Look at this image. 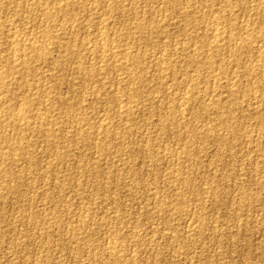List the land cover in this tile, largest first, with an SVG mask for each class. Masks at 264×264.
<instances>
[{
	"label": "rangeland",
	"instance_id": "374dc122",
	"mask_svg": "<svg viewBox=\"0 0 264 264\" xmlns=\"http://www.w3.org/2000/svg\"><path fill=\"white\" fill-rule=\"evenodd\" d=\"M4 1H5V3H4ZM16 1L15 0H10V1L9 0L8 1L7 0H0V2H1L0 3V5H1L0 6V22H1L0 24H2V25H0V30H2V31H0V37H1L0 38V56H1L0 57V62H1L0 65L2 64V67L0 66V122H1L0 123V135H1L0 136V140H1L0 141V143H1L0 144V147H1L0 148L1 149L0 150V152H1L0 153V157H1L0 158V264H101L104 260H106L103 262L104 264H264V180H263L264 179V138H263L264 137V130H263L264 129V125H263L264 118H262V117H264V111H263L264 110V108H263V106H264V96H263L264 95V92H263L264 91V75H263L264 74L263 73L264 72L263 71L264 70V63L259 62V59H261L262 56H264V39H261V43L259 41V38H260L259 32H264V18H263L264 17V4H263L264 2H263V0H256V1L255 0H253V1L252 0L251 1L250 0H229V2H228V0H224V2H223V0H214V1L213 0H205V1L204 0H180V1H178V0H168V1L167 0H148V1L147 0L146 1L145 0H104V1H102V0H83V1L81 0L80 1V0H78L80 2H78L77 0H67V1H70L69 3L71 5H69V7L65 13L64 12L60 13L58 11H55V7H54L55 5L47 6L46 1H48V0H35V2L33 0H27V1L26 0H21V1L16 0ZM52 1L53 0H49V2H51V3H52ZM94 1H95V3H94ZM107 1L109 2V4ZM165 1H167V2L165 3ZM247 1H248L249 5L252 2L250 7H252V5L253 6L258 5L257 7H259V9L250 11L249 5H246V4H248ZM83 2H84V4H83ZM11 3L13 5H11ZM24 3L25 4L27 3L26 7H24L25 6ZM75 3H77V5ZM106 3H107V5H106ZM172 3L176 6L174 7V5ZM180 3H181V5H180ZM226 3H227V5H226ZM34 4L36 7H38L37 10L35 9V7H33ZM74 4L76 6H74ZM4 5H5V7H4ZM7 5H9L8 10H7V7H8ZM116 5H117V8H116ZM170 5L172 6L173 9L170 8L171 7ZM179 5H180V7H179ZM201 5H203V6H201ZM236 5H237V7H236ZM111 6H113V7H111ZM121 6H123V7H121ZM166 6L168 8H166ZM189 6L191 8H188ZM232 6H233V8H232ZM3 7H4V9H3ZM21 7H23V8L21 9ZM27 7H28V9H27ZM39 7H41V9H39ZM46 7H48V8H46ZM72 7H73V9H72ZM78 7H79V10H77ZM89 7L90 8L93 7V8L90 9ZM98 7H99V9H98ZM219 7H221V8H219ZM5 8H6L7 12L5 11ZM32 8H34V9H32ZM80 8H82V9H80ZM136 8H137V10H136ZM226 8H227V11H226ZM242 8H244V9H242ZM1 9H3V10L1 11ZM112 9H113V11H112ZM160 9H162L164 13ZM186 9H188V11ZM228 9H229V11H228ZM34 10L37 12H34ZM41 10H43V11L41 12ZM109 10L111 11L110 13H109ZM144 10H145V13L143 14ZM220 10H221V12L218 13ZM238 10H240V11H238ZM16 11H17V13H16ZM70 11H72V12H70ZM82 11H83V13H82ZM88 11H90V12H88ZM136 11H137V13H136ZM146 11H149V12H146ZM155 11H157V13H155ZM168 11H170V12H168ZM172 11H174V12H172ZM178 11L179 12L183 11V12L179 13ZM185 11H187V12H185ZM192 11H195V12H192ZM230 11H232L233 13ZM252 11L254 12V14ZM47 12H50L52 15L55 14L52 17V19L54 21L53 20L50 21L51 23L46 22L45 19H43V16ZM75 12H78V14H76ZM159 12H161V15ZM198 12H200V13H198ZM3 13H4V15H3ZM38 13H39V15H38ZM40 13L42 14V16ZM91 13H92V15H91ZM149 13H151V14H149ZM208 13H209V15H208ZM256 13H258V17H257ZM72 14L76 17L75 18H74V16L72 17ZM136 14H138V15H136ZM162 14H164V15L161 18ZM165 14H166V17H165ZM193 14H194V16H193ZM196 14L199 17L196 16ZM218 14L220 16H218ZM228 14H230V16H228ZM252 14L254 15L255 18L253 17ZM19 15H20V17H19ZM102 15H103V17H101ZM221 15H224V16L221 17ZM11 16H12V19H11ZM27 16L30 18L32 17V19L30 20V18H27ZM188 16L191 18L190 21L188 20L189 19ZM225 16H226V18H225ZM24 17L26 18L25 21L23 20ZM35 17L37 19L40 18L38 20L42 23H39V21ZM62 17H64V18H62ZM83 17H84V19H83ZM97 17H100V19ZM150 17L153 18L152 21H151ZM174 17L175 18L177 17V18L175 19ZM184 17H185V19L187 18L186 21H185ZM194 17H195V21H194ZM196 17L199 19H197ZM227 17H229V18H227ZM103 18L107 21V26L105 27L104 31L106 32L107 35L110 36V38H109L110 44L112 43L111 44L112 46L110 45V48L113 52L120 53V55L121 54L125 55V51H128V52L130 51V53L126 52V54L139 55V54H137V49H138V53H139V51H141L140 54L142 56L144 55L143 57H145V56H146V58L148 57L147 59L145 58L147 61L145 59H144L145 60L144 61L143 57L140 56L141 59H140L139 63L133 64V62H129V63H126L125 65H122V68L120 69L121 66H119L118 64H116L112 61L108 62V64L102 63V61H101V65H99L100 59L98 61V58L96 59L94 56L92 57L90 54L85 53L83 51L84 48H86V47L92 48V46L94 47L96 44L100 43L101 36L98 37V35H100V33L98 32V27L100 26V21ZM207 18H209V19H207ZM212 18H220L221 20H223L222 21L223 22V29L225 28L226 31L228 30L227 31L228 35L225 38L228 40H224V42H222L223 46H221V51H222L223 55L226 54L225 55L226 57L224 56V58H223V55L220 52L219 54H221V55L214 56L215 59L213 57L211 58L212 61H214V63L216 64V66H218L217 62L218 63L220 62L219 65L225 64L227 62H230V60H232L234 58V54L232 55L231 50H232V48H234L233 46L235 45L236 42L239 44L241 43V45H242V48L239 50L240 52L237 54V56H235L237 61H233L234 65L231 64V66L229 67V70L222 73L221 75L217 74L218 72L216 69H205V67H206V65L204 64L205 62L201 63L203 61V59L195 58L193 56V54H195V52H199V53L203 54L204 56L206 53L210 54L209 49H211V47H212L210 39H211V36L213 34V29L208 27L205 22L212 19ZM224 18L226 19V23H225ZM16 19H17V21H16ZM18 19H20L19 20L20 22L18 21ZM41 19H42V21H41ZM71 19L75 20L74 21L75 23ZM138 19H139V21H138ZM183 19H184V21H183ZM231 19H234V20H231ZM27 20H28V22H27ZM88 20L91 22L92 25H90ZM97 20H99L98 23L96 22ZM153 20L154 21L160 20L162 22V24L159 21L158 24L155 22L152 26L151 22L153 23L154 22ZM32 21H34V22H32ZM63 21H64L65 26L63 24ZM77 21H80L81 23H78ZM235 21L238 24V26L236 25ZM246 21H251V22L253 21L254 26L253 25L251 26L252 27L251 29H253V32H251L252 31L251 29L248 31H246L244 29L243 24ZM24 22L25 23L27 22L26 23L27 26L24 24ZM134 22L136 25L134 24ZM148 22H150V24ZM46 23H48V24L50 23L52 25L50 26ZM67 23H68V25H67ZM73 23H74V25H73ZM76 23H78V24H76ZM191 23H195V24H192V26H191L190 25ZM229 23H230V25H229ZM38 24L39 25L41 24L42 27H41V25H40V27H38L39 26ZM86 24H88L89 27ZM160 24L162 25V27ZM231 24H232V27H231ZM163 25L165 26L166 29L163 27ZM189 25H190V28H189ZM194 25H196V26H194ZM199 25H201L202 27ZM228 25H229V27H228ZM30 26L31 27L33 26V27L31 28ZM34 26H35V28H34ZM45 26H47V27L45 28ZM53 26H54V28H53ZM55 26L57 29H60V27H61V29L62 28L64 29L67 26H69V28L67 27L66 29H64L66 31L68 30L67 32L64 30H60L61 31L60 32L59 30H56ZM75 26H77V27H75ZM93 26L95 27V29ZM186 26L189 30L191 29L192 31L190 30V32H189V30H187ZM8 27H10V28H8ZM16 27H17V29H20V28L21 29L16 30ZM122 27H124V28H122ZM206 27H207V29H205ZM254 27H256L257 29ZM75 28H77V29H75ZM195 28H198L199 31H197V29H195ZM5 29L9 30V31H6ZM41 29H42V31H41ZM49 29H51V31ZM89 29H91V30L88 31ZM138 29H139V32H138ZM140 29H142V30H140ZM148 29L149 30L152 29L153 31L151 30L149 33ZM230 29H231V31H230ZM15 30L17 32L19 31L20 33L22 32L21 34H24L23 36H24V38H26L25 39L26 43H28V44L32 43V46L34 45L33 49L32 48L28 49L29 51L31 50L30 52L27 50L25 53L24 52L22 53V52H16L14 50V47L11 44V33ZM26 30H27V32H25ZM45 30L47 32V37L52 38L53 41L51 39H48L45 36L46 35ZM127 30H129L130 32ZM205 30H207V31L205 32ZM209 30H211V31H209ZM48 31H50V35L48 34L49 33ZM55 31L58 32V35H56L57 33ZM85 31H86V33L88 32L87 34H88L89 38L86 37L87 34L85 33ZM120 31H122V33ZM142 31L144 32V34L142 33ZM147 31H148V33H147ZM194 31H196L197 33ZM201 31L203 33H201ZM208 31H209V33H208ZM7 32H8V34H7ZM157 32H159L160 34L158 33V35H157ZM186 32H188V33H186ZM198 32H199V34H198ZM229 32H231L230 35H229ZM41 33H43L44 38L46 37L47 40L50 41V42L49 41L48 42L51 45L46 40H44V38H42L43 40L41 39V36H42ZM44 33H45V35H44ZM65 33H67V34L65 35ZM108 33H110V34H108ZM189 33H191L192 35H189ZM194 33H196V34H194ZM252 33L255 35H253ZM39 34L41 36H39ZM90 34H91V36H90ZM120 34L121 35L123 34L120 37V39H124L126 36H128L124 40H122L124 43L118 39ZM130 34H132V35H130ZM135 34L138 36H133ZM200 34H201V36H199ZM92 35L95 37V40H94ZM95 35L98 37V39ZM160 35H162V36H160ZM168 35H169V37H168ZM205 35H207V37ZM250 35H251V37H250ZM52 36H54V37H52ZM57 36H58V39H57ZM132 36L134 37V39L132 38ZM240 36H242V37L239 38ZM30 37H31V39H30L31 41L29 40ZM37 37H38V39H36ZM59 37L61 40H63V38H67V37L68 38L64 39V41H61L59 39ZM145 37H146V39H144ZM196 37H197V39H196ZM8 38H9V40H8ZM128 38H130V39H128ZM159 38H160V40H159ZM190 38H192L193 40ZM71 39L73 41H74V39H77L78 41L75 40L74 43L71 44V41H72ZM155 39H157V40H155ZM203 39H205V41ZM33 40H35V41H33ZM68 40L70 41V43ZM91 40L94 41L93 43H95L97 41L96 44H92ZM136 40L140 41V42L139 41L137 42V45L135 43ZM257 40L259 42H257ZM58 41L60 44H58ZM60 41L62 42V44ZM157 41H159V42H157ZM196 41L198 44L196 43ZM243 41L245 43H243ZM2 42H3V44H2ZM36 42H37V45H36ZM130 42L133 44H129ZM153 42H155V43H153ZM199 42L201 43V47H200ZM207 42H210V43H207ZM249 42H255V43L250 44ZM80 43H81V45H79ZM229 43H231L232 45ZM195 44H196V46H195ZM224 44H225V46H224ZM260 44L262 46H259ZM123 45L125 46V48ZM131 45H133V46L131 47ZM205 45H206V50H205ZM6 46H8V47H6ZM75 46H77L80 49L77 50L78 48H76V51H75ZM41 47H43V48H41ZM46 47H47V49H46ZM49 47H50V49H49ZM63 47H65V48H63ZM120 47L123 49H121ZM176 47H178V48H176ZM181 47H182V49H181ZM197 47H198V49H197ZM229 47H231V49ZM243 47L245 48V50L243 49ZM40 48H41V50H40ZM119 48H120L121 52L119 51ZM195 48H196V50H195ZM200 48H201V50H200ZM257 48H259V50ZM48 49H49V52H48ZM168 49H170V50H168ZM184 49H185V52L187 51L186 53L183 52ZM12 50L14 53L12 52ZM189 50H191V52ZM246 50H248V52ZM58 51H59V53H57ZM77 51H79V53H81L80 56H79V53ZM167 52L169 54H167ZM170 52H171V54H170ZM189 52H190V55H189ZM192 52H193V54H192ZM255 52H257L258 54L257 53L255 54ZM26 53H27V55H26ZM151 53H155V54H151ZM241 53H243V55ZM13 54L15 57L13 56ZM33 55H34V57H33ZM37 55H38V57H37ZM41 55H42V57H41ZM169 55H171V56L174 55V56L171 57ZM185 55L187 57H185ZM163 56H166V57H163ZM249 56H251L252 59ZM3 57H4V59H3ZM14 58H16V61L14 60ZM166 58L169 61H167ZM173 58L175 61H173ZM217 58H219V59H217ZM31 59H33V60H31ZM90 59L92 62L90 61ZM194 59L197 61L195 62ZM223 59H224V61H223ZM250 59H251V61H249ZM26 60H28V61H26ZM164 60H165V62H164ZM40 61H41V63H40ZM95 61H96V63H94ZM182 61L185 64L182 63ZM82 62L83 63L85 62V63L82 64ZM239 62L241 64V67H240ZM250 62H252L253 64L252 63L250 64ZM25 63H28L29 66H25ZM80 63L82 64V67H84L86 70L79 72L80 69L78 66H81ZM141 63H143L146 67H148V66L149 67L146 68ZM158 63H159V65H158ZM166 63L168 65L169 64H171V65L175 64L174 65L175 71L172 73L171 72L167 73V72L161 71L162 68L160 66H163ZM179 63L180 64L182 63V65H179ZM187 63H189L190 66ZM19 64H22L23 66L22 65L19 66ZM50 64L52 65V67ZM86 64H87V67H86ZM91 64L96 65L95 70H88L87 69L90 67L89 65H91ZM140 64H141V66H140ZM246 64H247V66H246ZM155 65H158L157 68L155 67ZM186 65L188 66V68ZM100 66H101V68H100ZM114 66H116L117 70ZM139 66L142 68L139 69ZM182 66H183L184 70L182 69ZM249 66H250V68H249ZM234 67H236V68H234ZM246 67H247V69H246ZM62 68H63V70H62ZM76 68L78 70H76ZM149 68H151V69H149ZM179 68H181V69H179ZM233 68L235 70H233ZM255 68L258 71H256ZM196 69H198V70L201 69V70H203L204 73L201 71L199 74V72L196 71ZM238 69H239V72H238ZM251 69L255 71V74H258V73L261 74L260 81H258L257 79H255V77H253L255 75H253L252 77H251V75H248L247 72ZM9 70H11V71L9 72ZM139 70L141 72H139ZM180 70H181V72H180ZM4 71H5V73H4ZM85 71H87L88 73ZM94 71H95V73H98V74H95ZM133 71H135V72H133ZM146 71H148L147 74H146ZM28 72H29V74H28ZM178 72H179V75H177ZM208 72H210L211 74H209ZM213 72H215V73H213ZM31 73H33V74H31ZM92 73H93V75H92ZM142 73H144V74H142ZM206 73H208V74H206ZM3 74H4V77H3ZM145 74H146V77H145ZM78 75H79V77H78ZM133 75H135V76H133ZM181 75H182V77H181ZM197 75H199V77ZM222 75H223L224 79L222 78ZM1 76L4 78L3 81H2L3 78ZM142 76H143V78H142ZM150 76H152V78ZM164 76H166V77H164ZM171 76H172V78H171ZM189 76H191V77H189ZM193 76H194V79H193ZM205 76H206L207 80L205 79ZM210 76L212 77L211 80H213V81L210 80ZM21 77L24 78L26 84H24V80H22ZM25 77H26V79H25ZM183 77H185V78H183ZM217 77L222 78L223 82L225 80H227L228 78H233L234 80L233 79L232 80L234 82H236L235 83L236 86L233 85V87L230 86L231 87L230 88V87L225 86L224 84H221L222 86L219 83H218V85H216L215 79ZM105 78H107V79H105ZM122 78H123V80H122ZM127 78H130V79H127ZM176 78H178V79H176ZM117 79H119V80H117ZM156 79H157V81H156ZM9 80H11V81H9ZM19 80H20V82H19ZM131 80H132V82H131ZM161 80H164L163 83ZM128 81H129L130 85L127 83ZM172 81H174L173 85H172ZM237 81H238V87H237ZM241 81H242V83H241ZM8 82H9V84H7ZM135 82L138 86L135 85ZM168 82L172 86L169 87ZM188 82L190 83V87H189ZM262 82H263V85H262ZM35 83L36 84L39 83V84L36 85ZM132 83H133V85H132ZM151 83H153V85ZM159 83H160V85H159ZM191 83H195L197 87L192 89ZM28 84L33 88H30V86H28ZM102 84H103V86H102ZM148 84L151 86H149ZM165 84H167V85H165ZM213 84H215L217 87ZM24 85H25V87H24ZM39 85H41V86H39ZM120 85H122L123 87ZM146 85H147V88L148 87H150V88L147 89ZM155 85H156V91H155ZM26 86H27V88H26ZM37 86H38V88H37ZM133 86H135V87H133ZM132 87H133V89H132ZM181 87H183L182 88L183 90L181 89ZM202 87H204V88H202ZM219 87H220V89H219ZM39 88H40V90H38ZM44 88H46V90ZM176 88L178 90H176ZM185 88H187V89H185ZM198 88H199V92H198ZM205 88H206V91H205ZM209 88L211 89V91ZM233 88H234V90H233ZM241 88H242V90H241ZM256 88L257 89L260 88V89L257 90ZM19 89H21V90H19ZM27 89H29V91ZM134 89L138 92H136L137 97L133 100V98L131 99L130 94ZM158 89H160V90H158ZM239 89H240V91H239ZM252 89L255 92L252 91ZM7 90L9 93L7 92ZM126 90L129 92H127ZM165 90L168 93L167 96L165 94L166 93ZM195 90H197V91H195ZM207 90H209V91H207ZM215 90H216V92H215ZM229 90L230 91L233 90V91L230 92ZM47 91H48V93H47ZM163 91H164V93H162ZM194 91H195V93L197 92V94H195ZM245 91H246V93H245ZM36 92H38V93H36ZM49 92H50V94H49ZM175 92L177 94H175ZM191 92H192V94H191ZM210 92H212V94ZM219 92H220V95H218ZM151 93L154 95L151 96ZM236 93L239 97L236 95ZM40 94H41V96H40ZM231 94H232V97L230 96ZM234 94L236 95V97ZM256 94L258 97L261 98L262 102L256 96ZM261 94H263V95H261ZM25 95H26V97H25ZM117 95H118V97H116ZM164 95H165V97H164ZM209 95H212V96H209ZM217 95L219 96V98H216V97H218ZM9 96H10V98H9ZM27 96H28V98H27ZM119 96H120V98H119ZM178 96L180 98L181 97L182 98L180 99ZM247 96L248 97L250 96L249 98H252V96H253V98H252L253 101L251 99V102H249L250 99L248 101ZM23 97H25L26 99ZM91 97H92V101L94 98L96 99V101L94 99V101L92 102ZM98 97L101 99H99ZM138 97L140 100L138 99ZM209 97H212V98H209ZM71 98H73V99H71ZM117 98H119V100ZM125 98H126V100H125ZM128 98L131 100L132 104L136 108L132 104L130 105V101ZM201 98H204V99L201 100ZM85 99L87 101H85ZM143 99H145V101ZM151 99H152V101H151ZM170 99L173 101L170 102ZM182 99H183V101H182ZM187 99L190 100V103L188 105L184 103V102H186ZM191 99L194 101L192 102ZM244 99H245V101H243ZM178 100H180L181 102H179ZM203 100H204V102H203ZM213 100L216 102L218 101L217 105L215 104L216 102L214 103ZM232 100H234V101L232 102ZM241 100H242V103H241ZM256 100H257V102H256ZM195 101H197V102H195ZM209 101L212 104L209 103ZM5 102L7 104H5ZM176 102H177V104H176ZM194 102H195V104H194ZM205 102H206V104H205ZM219 102H221L220 105H219ZM39 103H40V105H39ZM169 103H171V104H169ZM208 103L211 104L210 105L211 107H209ZM249 103H250V105H249ZM253 103L255 104L254 106H253ZM125 104L127 106L128 105L132 106L133 111L132 112H126L125 109L127 107L125 106ZM173 104L175 105L176 109L174 108ZM221 104L224 106H222ZM239 104L242 106L237 107ZM48 105H49V107H48ZM137 105H139V106H137ZM166 105H168V106H166ZM185 105H187V106H185ZM257 105H259V106H257ZM120 106H122V107L120 108ZM256 106H257V108H256ZM164 107H165V111H162L161 109L164 110ZM170 107H172L173 109ZM242 107H244V108H242ZM85 108H87V109L84 110ZM182 108H183V110H185L184 111L185 113L182 111ZM189 108H190V110L192 109V111H190ZM213 108H214V110H217V111H214ZM227 108L228 109L230 108L229 110L232 113L230 111H228ZM20 109H24L23 110V112L25 113L24 115L26 116V118L28 116L27 120L29 122L31 121L29 126H28L29 122L26 123V126H25V123L23 125L19 124V123L18 124L14 123V122H16L15 121L16 114L19 112ZM118 109L120 110V112ZM205 109L208 111H205ZM166 110H167V112H166ZM193 110H196V113ZM212 110L215 113H213ZM251 110H253V111H251ZM260 110L263 112H261ZM65 111L69 115L67 113H65ZM108 111H109V114H108ZM186 111H188V112H186ZM203 111L205 112V114ZM220 111H221V114H220ZM225 111H226V113H225ZM256 111H257V115H256ZM26 112L28 113V115ZM48 112H49V114H48ZM159 112H162V113H160V115H162V118H166V119H163V121L165 123L162 121V118L160 119L161 116L159 115ZM181 112H183V113H181ZM80 114H82V115H80ZM183 114L185 116H183ZM214 114H215V116H214ZM219 114H220L221 118L223 117V119L220 118ZM186 115L188 116L187 119H190V120L186 119ZM212 115H213V117H212ZM12 116L14 117V119L12 118ZM41 116H42V118H41ZM44 116H46V117H44ZM48 116H49V119H47ZM67 116H68V118L70 116L71 119L75 118V120L73 121L70 118L68 119ZM173 116H174V118H173ZM224 116L226 118L227 117L228 118L225 120ZM232 116H233V118H232ZM235 116H237V118ZM124 117L126 118V120ZM132 117H133V119H132ZM182 117H183V119L181 120ZM119 118L121 121L119 120ZM196 118H197V120H196ZM229 118H231V119H229ZM35 119H36V122L34 123ZM169 119H170V122H169ZM79 120L82 122H80ZM83 120L86 122H84ZM201 120H202V122H201ZM51 121H53V122H51ZM67 121L69 123L71 121L70 125H69V123L66 124ZM199 121H200V123H199ZM110 122H111V124H109ZM162 122H163V126L165 124L164 128H163L162 124H159ZM193 122H194V124H193ZM31 123L33 125L32 127H31ZM53 123L55 124V126ZM76 123H79V124H76ZM171 123H172V125H171ZM84 124H86V126ZM99 124H100V126H98ZM103 124L109 125L108 129L105 131V132H107V133H105V135L103 134L104 132L102 131ZM221 124L223 126H221ZM174 125L176 126V128ZM2 126L3 127L5 126V127L3 128ZM229 126H231V127H229ZM234 126H235V128H234ZM36 127H38V128L35 129ZM52 127H54V128L52 129ZM80 127H82V129ZM77 128L80 130H78ZM92 128L93 129L95 128V129L93 130ZM109 128L111 130H109ZM174 128H175V130H174ZM189 128H191V129H189ZM29 129H30V131H29ZM46 129H47V131H46ZM112 129L114 131H112ZM185 129H186V132H185ZM4 130L7 132L9 131L8 132L9 134L8 133L6 134V132ZM32 130H33V134H31ZM48 130H50V131L48 132ZM55 130H56V132H55ZM61 130H63V132H61ZM88 130L90 133H93V134L90 135V133L87 132ZM97 130L99 132H97ZM172 130H173V132H171ZM248 130H249V132H248ZM1 131H3V132H1ZM27 131H29L28 134H27ZM38 131H39V135L37 134ZM108 131L113 132V133H108ZM138 131L140 134L138 133ZM181 131H183V134ZM244 131H246L248 134L246 132H245L246 133L245 134ZM43 132H45V133H43ZM59 132H61L60 135H59ZM115 132H118L119 134L115 133ZM124 132H126V134L123 135L122 133H124ZM175 132H176V134H175ZM239 132H241V133H239ZM99 133L100 134L102 133V135H100ZM184 133H186V134H184ZM207 133L209 134V136ZM236 133H237V135H236ZM238 133H239V135H238ZM46 134H48V135L46 136ZM94 134L96 135L97 138L94 136ZM154 134L156 135V137ZM180 134H181V136H180ZM6 135H7V139L5 137ZM16 135L18 136V138H16ZM121 135H123V136L120 137ZM148 135H149V138H148ZM202 135H203V137H202ZM206 135H207V138L205 137ZM215 135H217V136H215ZM246 135H248V136H246ZM57 136L58 137L61 136V137L57 138ZM85 136L87 139H85ZM106 136L108 139L106 138ZM191 136H193V137H191ZM195 136H196V138H195ZM14 137L16 138V140ZM24 138H25V141H24ZM28 138H29V140H28ZM48 138H49V140H48ZM185 138L189 142H187L185 140ZM261 138L263 141H261ZM3 139L5 140V142ZM12 139L15 141H13ZM41 139H42V141H41ZM54 139H55V141H54ZM95 139H97V140H95ZM104 139H106V141H108V143ZM179 139H180V141H179ZM235 139H236V141H235ZM44 140L45 141L47 140V141L45 142ZM84 140L87 143H85ZM93 140H94V142H93ZM224 140H225V143H224ZM9 141H10V143L13 141L12 143H14V144L17 143L18 145H12V144L10 145ZM218 141H220V143ZM72 142H74V143H72ZM101 142L104 145L99 144ZM111 142H113V144ZM125 142H126V145H125ZM3 143H6V144H3ZM105 143H107L108 145H106ZM138 143H139V145H138ZM152 143L155 145H153ZM190 143H191V145H190ZM23 144L26 146H24ZM109 144H112V145L110 146ZM69 145H71V146H69ZM101 145H102V147H105V148H103L104 150H101L102 149V147H100ZM113 145H114V147H113ZM120 145H122L123 147H121ZM146 145H148V146H146ZM227 145H229V147ZM16 146L18 148H16ZM59 146H60V148H59ZM124 146H126L127 148ZM80 147H81V149H80ZM106 147H108V148H106ZM56 148H58V149H56ZM62 148H63V150L61 151ZM115 148H116V150H115ZM125 148H126V150H124ZM138 148H140V149H138ZM147 148H149V149H147ZM151 148H152L153 152H152ZM183 148H185V149H183ZM192 148H193V150H192ZM195 148H196V150H195ZM226 148H227V151H226ZM26 149H27V151H26ZM187 149H188V152H187ZM15 150H17V152H15ZM201 150H202V152H201ZM18 151L21 152V155H20V152L18 153ZM189 151H191V152H189ZM150 152H152V155H154V156L150 155ZM5 153H7V155L8 154L10 155V153H11L10 158H9V156L6 157L7 155ZM12 153H13V155H12ZM146 153H147V156H146ZM179 153H181V154H179ZM183 153L184 154L188 153L189 155L188 154L184 155ZM3 154H5V156H3ZM17 155L18 156L20 155V157H18ZM162 155H164V156H162ZM11 157H12V159L14 158L13 161H12ZM113 157L115 159V162H114ZM171 157H172V159H171ZM179 157H181L182 160H180ZM33 158H35V159H33ZM117 158L119 159V161L116 160ZM133 158H134V160H133ZM136 158H137V160H136ZM173 158H175V160ZM184 158H186V159L184 160ZM120 159H121V161H120ZM152 159L155 161H153ZM186 160L188 162L190 161V163H188ZM29 162H30V164H29ZM47 164H48V166H47ZM50 167H51V169H50ZM54 167L56 169H54ZM127 169H129V170H127ZM133 169L135 172L132 171ZM131 171L133 172V176H132ZM7 172H9L10 174ZM22 172H23V174H22ZM46 172H48V173H46ZM231 172H233V173H231ZM111 173H112V175H111ZM178 173L179 174L182 173V175H178ZM104 175H106V176H104ZM107 176H109V177H107ZM128 176H129V178H128ZM178 176H180V178ZM7 177H8V179H7ZM59 181H60V183H59ZM114 185H115V187H114ZM52 193H53V196H52ZM136 195H137V197H136ZM244 195H245V197H243ZM254 195H257V196H254ZM176 198H177V200H176ZM238 203L240 204L241 207L238 205ZM244 203H246V204L244 205ZM181 205H182V207H181ZM239 209H240V211H239ZM168 212H169V214H168ZM48 216H50V217H48ZM201 216H202V219H201ZM84 219H86V220L84 221ZM81 221H82V223H81ZM115 223H116V226H115ZM201 224H202V226H201ZM73 225H75V226H73ZM79 225L82 226L83 228L80 227ZM41 226H43V227H41ZM51 230H53V232ZM92 230H94V231H92ZM118 230H120V232ZM68 233H70V234H68ZM71 235H72V237H71ZM74 236H75V238H74ZM116 237H117V239H116ZM77 239H78V241H77ZM94 240H95V243H94ZM69 241H70V243H69ZM90 241H91V243H90ZM21 243H23V244H21ZM92 243H93V245H92ZM112 243H113V245H112ZM75 244H77V245H75ZM112 246H115L117 248V249H115V251L114 250L112 251L113 255H112V252L110 254V251L108 250ZM105 250H108V251L106 252ZM116 251H117V253H115ZM115 254H118L119 256L115 255Z\"/></svg>",
	"mask_w": 264,
	"mask_h": 264
},
{
	"label": "bare ground",
	"instance_id": "6f19581e",
	"mask_svg": "<svg viewBox=\"0 0 264 264\" xmlns=\"http://www.w3.org/2000/svg\"><path fill=\"white\" fill-rule=\"evenodd\" d=\"M7 1H8V0H7ZM9 1H10V0H9ZM15 1H16V0H15ZM20 1H21V0H20ZM26 1H27V0H26ZM26 1H25V2H26ZM33 1L35 2V0H33ZM53 1H54V2H53ZM53 1H52V3L49 2V0L46 1V5H47V6L55 5V6H54V7H55V11H58V12H60V13H61V12H62V13H63V12L65 13V12L67 11L69 5H71V4L69 3L70 1H67V0H53ZM77 1H78V0H77ZM80 1H81V0H80ZM80 1H78V2H80ZM82 1H83V0H82ZM102 1H104V0H102ZM145 1H146V0H145ZM147 1H148V0H147ZM167 1H168V0H167ZM167 1H165V3H166ZM178 1H180V0H178ZM204 1H205V0H204ZM213 1H214V0H213ZM250 1H251V0H250ZM252 1H253V0H252ZM255 1H256V0H255ZM13 2H14V1H13ZM16 2H17V1H16ZM28 2H29V1H28ZM96 2H97V1H96ZM107 2H108V1H107ZM218 2H219V1H218ZM220 2H221V1H220ZM223 2H224V0H223ZM228 2H229V0H228ZM245 2H246V1H245ZM257 2H258V1H257ZM263 2H264V0H263ZM0 3H1V2H0ZM4 3H5V1H4ZM7 3H8V2H7ZM9 3H10V2H9ZM14 3H15V2H14ZM72 3H73V2H72ZM90 3H91V2H90ZM94 3H95V1H94ZM133 3H134V2H133ZM156 3H157V2H156ZM173 3H174V2H173ZM173 3H172V4H173ZM233 3H234V2H233ZM247 3H248V1H247ZM251 3H252V2H251ZM251 3H250V5H249V3L246 4V5H249V7H250V6H251ZM16 4H17V3H16ZM24 4H25V3H24ZM26 4H27V3H26ZM26 4H25L24 7H26ZM32 4H33V3H32ZM32 4H31V5H32ZM75 4L77 5V3H75ZM75 4H74V6H76ZM83 4H84V2H83ZM108 4H109V2H108ZM123 4H124V3H123ZM140 4H141V3H140ZM154 4H155V3H154ZM162 4H163V3H162ZM176 4H177V3H176ZM220 4H221V3H220ZM234 4H235V3H234ZM263 4H264V3H263ZM263 4H262V5H263ZM9 5H10V4H9ZM9 5H7V6H8V7H7V10H8V8H9ZM11 5H13V4L11 3ZM81 5H82V4H81ZM91 5H92V4H91ZM106 5H107V3H106ZM173 5H174V4H173ZM177 5H178V4H177ZM180 5H181V3H180ZM180 5H179V7H180ZM194 5H195V4H194ZM226 5H227V3H226ZM228 5H229V4H228ZM239 5H240V4H239ZM254 5H255V4H254ZM0 6H1V5H0ZM17 6H18V5H17ZM37 6H38V5H37ZM43 6H44V5H43ZM89 6H90V5H89ZM125 6H126V5H125ZM134 6H135V5H134ZM149 6H150V5H149ZM151 6H152V5H151ZM168 6H169V5H168ZM170 6H171V5H170ZM175 6H176V5H174V7H175ZM201 6H203V5H201ZM204 6H205V5H204ZM213 6H214V5H213ZM216 6H217V5H216ZM221 6H222V5H221ZM257 6H258V5H255V6L252 5V7H250V11H251V10H257V9H259V7H257ZM259 6H260V5H259ZM4 7H5V5H4ZM4 7H3V9H4ZM18 7H19V6H18ZM33 7H35L36 10L38 9V7H36L35 4H34ZM41 7H42V6H41ZM41 7H39V9H41ZM87 7H88V6H87ZM96 7H97V6H96ZM111 7H113V6H111ZM121 7H123V6H121ZM121 7H120V8H121ZM126 7H127V6H126ZM195 7H196V6H195ZM197 7H198V6H197ZM236 7H237V5H236ZM249 7H248V8H249ZM22 8H23V7H21V9H22ZM46 8H48V7H46ZM89 8H90V7H89ZM89 8H88V9H89ZM92 8H93V7H92ZM92 8H90V9H92ZM116 8H117V5H116ZM134 8H135V7H134ZM152 8H153V7H152ZM166 8H168V7L166 6ZM170 8H172V6H171ZM181 8H182V7H181ZM188 8H191V7L189 6ZM204 8H205V7H204ZM219 8H221V7H219ZM230 8H231V7H230ZM232 8H233V6H232ZM232 8H231V9H232ZM239 8H240V7H239ZM3 9H1V11H2ZM27 9H28V7H27ZM30 9H31V8H30ZM32 9H34V8H32ZM52 9H53V8H52ZM72 9H73V7H72ZM80 9H82V8H80ZM83 9H84V8H83ZM98 9H99V7H98ZM107 9H108V8H107ZM110 9H111V8H110ZM150 9H151V8H150ZM172 9H173V8H172ZM182 9H183V8H182ZM242 9H244V8H242ZM245 9H246V8H245ZM23 10H24V9H23ZM25 10H26V9H25ZM53 10H54V9H53ZM74 10H75V9H74ZM74 10H73V11H74ZM77 10H79V7H78ZM118 10H119V9H118ZM136 10H137V8H136ZM138 10H139V9H138ZM145 10H146V9H145ZM145 10H144L143 14L145 13ZM147 10H148V9H147ZM160 10H162V9H160ZM160 10H159V11H160ZM174 10H175V9H174ZM186 10L188 11V9H186ZM189 10H190V9H189ZM196 10H197V9H196ZM224 10H225V9H224ZM247 10H248V9H247ZM5 11H6V8H5ZM12 11H13V10H12ZM12 11H11V12H12ZM14 11H15V10H14ZM20 11H21V10H20ZM42 11H43V10H41V12H42ZM50 11H51V10H50ZM112 11H113V9H112ZM122 11H123V10H122ZM131 11H132V10H131ZM164 11H165V10H164ZM166 11H167V10H166ZM170 11H171V10H170ZM170 11H168V12H170ZM175 11H176V10H175ZM187 11H185V12H187ZM199 11H200V10H199ZM226 11H227V8H226ZM228 11H229V9H228ZM235 11H236V10H235ZM238 11H240V10H238ZM6 12H7V11H6ZM8 12H9V11H8ZM11 12H10V13H11ZM24 12H25V11H24ZM34 12H37V11L34 10ZM34 12H33V13H34ZM70 12H72V11H70ZM70 12H69V13H70ZM80 12H81V11H80ZM88 12H90V11H88ZM102 12H103V11H102ZM110 12H111V11L109 10V13H110ZM146 12H149V11H146ZM162 12H163V10H162ZM168 12H167V13H168ZM172 12H174V11H172ZM178 12H179V11H178ZM182 12H183V11H182ZM182 12L180 11L179 13H182ZM189 12H190V11H189ZM192 12H195V11H192ZM203 12H204V11H203ZM217 12H218V11H217ZM220 12H221V10H220L218 13H220ZM222 12H223V11H222ZM230 12H232V11H230ZM245 12H246V11H245ZM245 12H244V13H245ZM252 12H253V11H252ZM256 12H257V11H256ZM262 12H263V11H262ZM16 13H17V11H16ZM25 13H26V12H25ZM25 13H24V14H25ZM75 13L78 14V12H75ZM82 13H83V11H82ZM86 13H87V12H86ZM122 13H123V12H122ZM136 13H137V11H136ZM151 13H152V12H151ZM151 13H149V14H151ZM155 13H157V11H155ZM159 13H160V15H161V12H159ZM163 13H164V12H163ZM167 13H166V14H167ZM190 13H191V12H190ZM198 13H200V12H198ZM198 13H197V14H198ZM205 13H206V12H205ZM232 13H233V12H232ZM237 13H238V12H237ZM250 13H251V12H250ZM6 14H7V13H6ZM8 14H9V13H8ZM22 14H23V13H22ZM26 14H27V13H26ZM40 14H41V13H40ZM67 14H68V13H67ZM84 14H85V13H84ZM88 14H89V13H88ZM103 14H104V13H103ZM166 14H165V17H166ZM186 14H187V13H186ZM191 14H192V13H191ZM197 14H196V16H198ZM221 14H222V13H221ZM226 14H227V13H226ZM253 14H254V12H253ZM253 14H252V15H253ZM256 14H257V17H258V13H256ZM1 15H2V14H1ZM3 15H4V13H3ZM10 15H11V14H10ZM14 15H15V14H14ZM20 15H21V14H20ZM20 15H19V17H20ZM28 15H29V14H28ZM38 15H39V13H38ZM54 15H55V14H54ZM54 15H52L50 12H47V13L43 16V19H45L46 22H50V21L53 20L52 17H53ZM63 15H64V14H63ZM69 15H70V14H69ZM91 15H92V13H91ZM114 15H115V14H114ZM129 15H130V14H129ZM136 15H138V14H136ZM136 15H135V16H136ZM156 15H157V14H156ZM163 15H164V14H162L161 18L163 17ZM168 15H169V14H168ZM181 15H182V14H181ZM181 15H180V16H181ZM208 15H209V13H208ZM214 15H215V14H214ZM214 15H213V16H214ZM248 15H249V14H248ZM25 16H26V15H25ZM35 16H36V15H35ZM41 16H42V14H41ZM41 16H40V17H41ZM73 16H74V15L72 14V17H73ZM89 16H90V15H89ZM97 16H98V15H97ZM141 16H142V15H141ZM152 16H153V15H152ZM184 16H185V15H184ZM193 16H194V14H193ZM204 16H205V15H204ZM213 16H212V17H213ZM218 16H220V15L218 14ZM222 16H224V15H221V17H222ZM228 16H230V14H228ZM2 17H3V16H2ZM5 17H6V16H5ZM19 17H18V18H19ZM36 17H37V16H36ZM36 17H35V18H36ZM38 17H39V16H38ZM72 17H71V18H72ZM75 17H76V16H74V18H75ZM101 17H103V15H102ZM144 17H145V16H144ZM153 17H154V16H153ZM188 17H189V16H188ZM198 17H199V16H198ZM221 17H220V18H221ZM234 17H235V16H234ZM253 17H254V15H253ZM27 18H30V17L27 16ZM35 18H34V19H35ZM41 18H42V17H41ZM62 18H64V17H62ZM85 18H86V17H85ZM97 18L100 19V17H97ZM130 18H131V17H130ZM150 18H151V17H150ZM174 18H175V17H174ZM176 18H177V17H176ZM176 18H175V19H176ZM182 18H183V17H182ZM196 18H197V17H196ZM201 18H202V17H201ZM210 18H211V17H210ZM220 18H212V19H210V20H208V21L205 20V21H206V22H205L206 25H207L208 27H210V28L213 29V34H212L211 39H210V42H211V45H212L211 49H209L210 54H209V53H208V54L206 53L207 55L205 54V56H204L203 54H201V53H199V52H195V54H193V52H192V54H193V56H194L195 58H201V59H203V61H202L201 63L205 62V63H204V64L206 65L205 69H216L217 72H218V73H217L218 75H221L222 73H224V72H226V71L229 70V67L231 66V64H233V61H237V59L235 58V56H237V54L240 52L239 50L242 48L241 43H240V44L237 43V42H236L237 44L235 43V45L233 46L234 48H232V50H231V51H232V55L234 54V58H233L232 60H230V62H227V63H225V64H220V65H219L220 62H219V63L217 62V65H218V66H216V64L214 63V61H212V59H211L212 57L214 58V56H216V55H221V54H219V53H220V52L222 53V51H221V46H223V45H222V44H223L222 42H224V40H228V39H225L226 36L228 35V33H227L228 30L226 31L225 28L223 29V22H222L223 20H221ZM225 18H226V16H225ZM225 18H224V19H225ZM227 18H229V17H227ZM254 18H255V17H254ZM263 18H264V17H263ZM11 19H12V16H11ZM21 19H22V18H21ZM25 19H26V18L24 17L23 20L25 21ZM31 19H32V17L30 18V20H31ZM36 19H37V18H36ZM38 19H40V18H38ZM38 19H37V20H38ZM54 19H55V18H54ZM83 19H84V17H83ZM94 19H95V18H94ZM124 19H125V18H124ZM147 19H148V18H147ZM152 19H153V18H151V21H152ZM164 19H165V18H164ZM184 19H185V17H184ZM184 19H183V21H184ZM186 19H187V18H186ZM186 19H185V21H186ZM190 19H191V18L189 17L188 20L190 21ZM192 19H193V18H192ZM197 19H199V18H197ZM197 19H196V20H197ZM207 19H209V18H207ZM243 19H244V18H243ZM19 20H20V19H18V21H19ZM71 20H73V19H71ZM117 20H118V19H117ZM229 20H230V19H229ZM231 20H234V19H231ZM235 20H236V19H235ZM252 20H253V19H252ZM257 20H258V19H257ZM257 20H256V21H257ZM261 20H262V19H261ZM13 21H14V20H13ZM16 21H17V19H16ZM35 21H36V20H35ZM38 21H39V20H38ZM41 21H42V19H41ZM43 21H44V20H43ZM53 21H54V20H53ZM74 21H75V20H73V22H74ZM88 21H89V20H88ZM132 21H133V20H132ZM132 21H131V22H132ZM138 21H139V19H138ZM140 21H141V20H140ZM153 21H154V20H153ZM159 21H160V20H159ZM159 21H154L153 23L151 22L152 26H153V24H154L155 22L158 24ZM191 21H192V20H191ZM194 21H195V17H194ZM202 21H203V20H202ZM202 21H201V22H202ZM256 21H255V22H256ZM262 21H263V20H262ZM14 22H15V21H14ZM19 22H20V21H19ZM27 22H28V20H27ZM27 22H26V23H27ZM29 22H30V21H29ZM32 22H34V21H32ZM59 22H60V21H59ZM69 22H70V21H69ZM77 22H78V23H81L80 21H77ZM84 22H85V21H84ZM84 22H83V23H84ZM86 22H87V21H86ZM96 22L98 23L99 20H97ZM96 22H95V23H96ZM109 22H110V21H109ZM129 22H130V21H129ZM146 22H147V21H146ZM160 22H161V21H160ZM198 22H199V21H198ZM243 22H244V21H243ZM0 23H1V22H0ZM26 23L24 22V24L27 26ZM30 23H31V22H30ZM30 23H29V24H30ZM39 23H42V22L39 21ZM50 23H51V22H50ZM50 23H49V24L46 23V24H48V25L51 26L52 24H50ZM74 23H75V22H74ZM74 23H73V25H74ZM78 23H76V24H78ZM87 23H88V22H87ZM89 23H90V25H92L90 21H89ZM95 23H94V24H95ZM110 23H111V22H110ZM110 23H109V24H110ZM125 23H126V22H125ZM132 23H133V22H132ZM139 23H140V22H139ZM142 23H143V22H142ZM148 23L150 24V22H148ZM182 23H183V22H182ZM188 23H189V22H188ZM225 23H226V19H225ZM225 23H224V24H225ZM235 23H236V21H235ZM8 24H9V23H8ZM32 24H33V23H32ZM55 24H56V23H55ZM58 24H59V23H58ZM63 24H64V21H63ZM76 24H75V25H76ZM94 24H93V25H94ZM134 24H135V22H134ZM144 24H145V23H144ZM144 24H143V25H144ZM161 24H162V22H161ZM161 24H160V25H161ZM170 24H171V23H170ZM185 24H186V23H185ZM185 24H184V25H185ZM192 24H195V23H191L190 25L192 26ZM239 24H240V23H239ZM0 25H2V24H0ZM38 25H39V24H38ZM40 25H41V24H40ZM40 25H39L38 27H40ZM67 25H68V23H67ZM71 25H72V24H71ZM80 25H81V24H80ZM86 25L88 26V24H86ZM86 25H85V26H86ZM95 25H96V24H95ZM135 25H136V24H135ZM164 25H165V24H164ZM164 25H163V27L165 28ZM190 25H189V28H190ZM197 25H198V24H197ZM229 25H230V23H229ZM229 25H228V27H229ZM236 25L238 26L237 23H236ZM240 25H241V24H240ZM252 25H253V21H252V22H251V21H246V22L243 24V27H244V29H245L246 31H248V30H250V29L252 28V27H251ZM3 26H4V25H3ZM36 26H37V25H36ZM43 26H44V25H43ZM59 26H60V25H59ZM64 26H65V24H64ZM64 26H63V27H64ZM69 26H70V25H69ZM69 26H67V27L69 28ZM78 26H79V25H78ZM106 26H107V21H106L104 18L101 19V21H100V26L98 27V32L100 33V35H98V37L101 36V38H100V39H101V40H100V43L96 44L97 41H96L95 43H93L94 41H92V40H93V39H92V40H91V41H92V44H96V45H95L94 47L91 45L92 48H91V47H86V48L83 47V48H84V49L82 48L83 51H84L85 53L90 54L92 57L94 56L96 59L98 58V61H99V59H100V61H99L100 64H99V65H101V61H102V63H106V64H108V62L112 61V62L118 64L119 66H121V67H120V69H121V68H122V65H125L126 63H129V62H133V64H135V63H139V62H140V59H141L140 56H142V55L140 54L141 51H139V53H138V49H137V54H139V55H135V54H126V52H128V51H125V55H122V54L120 55V53H116V52H113V51L111 50L110 45H111L112 43L110 44V40H109L110 36L107 35L106 32L104 31V29H105ZM109 26H110V25H109ZM132 26H133V25H132ZM137 26H138V25H137ZM149 26H150V25H149ZM149 26H148V27H149ZM158 26H159V25H158ZM173 26H174V25H173ZM187 26H188V25H187ZM187 26H186V28H187ZM194 26H196V25H194ZM199 26H201V25H199ZM253 26H254V25H253ZM259 26H260V25H259ZM10 27H11V26H10ZM10 27H8V28H10ZM30 27H31V26H30ZM32 27H33V26H32ZM32 27H31V28H32ZM41 27H42V25H41ZM46 27H47V26H45V28H46ZM48 27H49V26H48ZM57 27H58V26H57ZM67 27H65L64 29H66ZM72 27H73V26H72ZM75 27H77V26H75ZM88 27H89V26H88ZM93 27H94V26H93ZM139 27H140V26H139ZM141 27H142V26H141ZM144 27H145V26H144ZM150 27H151V26H150ZM161 27H162V25H161ZM167 27H168V26H167ZM201 27H202V26H201ZM231 27H232V24H231ZM233 27H234V26H233ZM243 27H242V28H243ZM3 28H4V27H3ZM8 28H7V29H8ZM34 28H35V26H34ZM36 28H37V27H36ZM53 28H54V26H53ZM55 28H56V26H55ZM83 28H84V27H83ZM120 28H121V27H120ZM122 28H124V27H122ZM154 28H155V27H154ZM154 28H153V29H154ZM164 28H163V29H164ZM168 28H169V27H168ZM192 28H193V27H192ZM210 28H209V29H210ZM235 28H236V27H235ZM254 28H256V27H254ZM20 29H21V28H20ZM20 29H17V27H16V30H20ZM42 29H43V28H42ZM42 29H41V31H42ZM64 29H63V28L61 29V27H60V29H57V28H56V30H59V31H60V30H64ZM75 29H77V28H75ZM94 29H95V27H94ZM133 29H134V28H133ZM149 29H150V28H149ZM149 29H148V31H149V33H150V31H151L152 29H151V30H149ZM158 29H159V28H158ZM165 29H166V28H165ZM169 29H170V28H169ZM195 29H197V31H199L198 28H195ZM205 29H207V27H206ZM237 29H238V28H237ZM256 29H257V28H256ZM260 29H261V28H260ZM5 30H6V29H5ZM13 30H14V29H13ZM16 30L13 31V32L11 33V44L13 45L14 50H15L16 52H22V53L24 52V53H25L28 49H30V48L33 49V48H34V47H33L34 45L32 46V43H31V44L26 43V40H25L26 38H24V36H23L24 34H21L22 32L20 33L19 31L17 32ZM43 30H44V29H43ZM49 30L51 31V29H49ZM78 30H79V29H78ZM85 30H86V29H85ZM90 30H91V29H89L88 31H90ZM115 30H116V29H115ZM140 30H142V29H140ZM146 30H147V29H146ZM161 30H162V29H161ZM175 30H176V29H175ZM185 30H186V29H185ZM187 30H189V29L187 28ZM190 30H191V29H190ZM190 30H189V32H190ZM200 30H201V29H200ZM238 30H239V29H238ZM251 30H252L251 32H253V29H251ZM258 30H259V29H258ZM261 30H262V29H261ZM261 30H260V31H261ZM0 31H2V30H0ZM3 31H4V30H3ZM6 31H9V30H6ZM21 31H22V30H21ZM50 31H48V32H49V33H48L49 35H50ZM64 31H66V30H64ZM67 31H68V30H67ZM67 31H66V32H67ZM70 31H71V30H70ZM127 31H129V30H127ZM134 31H135V30H134ZM136 31H137V30H136ZM148 31H147V33H148ZM152 31H153V30H152ZM158 31H159V30H158ZM167 31H168V30H167ZM191 31H192V30H191ZM206 31H207V30H205V32H206ZM209 31H211V30H209ZM209 31H208V33H209ZM230 31H231V29H230ZM25 32H27V30H26ZM39 32H40V31H39ZM39 32H38V33H39ZM55 32H56L57 34H56ZM55 32H54V33H55L56 35H58V32H57V31H55ZM60 32H61V31H60ZM60 32H59V33H60ZM95 32H96V31H95ZM107 32H108V31H107ZM120 32L122 33V31H120ZM124 32H125V31H124ZM129 32H130V31H129ZM138 32H139V29H138ZM163 32H164V31H163ZM194 32H196V31H194ZM243 32H244V31H243ZM23 33H24V32H23ZM45 33H46V35H45ZM45 33H44V35L47 37V32H46V30H45ZM72 33H73V32H72ZM85 33H86V31H85ZM87 33H88V32H87ZM87 33H86V34H87ZM131 33H132V32H131ZM142 33L144 34L143 31H142ZM158 33H159V32H157V35H158ZM165 33H166V32H165ZM186 33H188V32H186ZM186 33H185V34H186ZM191 33H192V32H191ZM191 33H189V35H192ZM196 33H197V32H196ZM196 33H194V34H196ZM201 33H203V32L201 31ZM230 33H231V32H229V35H230ZM259 33H260L259 41H260V43H261V39H264V32H259ZM7 34H8V32H7ZM27 34H28V33H27ZM41 34H42V36H43V33H41ZM52 34H53V33H52ZM60 34H61V33H60ZM66 34H67V33H65V35H66ZM86 34H85V35H86ZM92 34H93V33H92ZM108 34H110V33H108ZM133 34H134V33H133ZM137 34H138V33H137ZM153 34H154V33H153ZM159 34H160V33H159ZM162 34H163V33H162ZM194 34H193V35H194ZM198 34H199V32H198ZM198 34H197V35H198ZM234 34H235V33H234ZM245 34H246V33H245ZM252 34H253V33H252ZM49 35H48V36H49ZM122 35H123V34H122ZM122 35L120 34V36H119V38H118V39L121 40V41L124 40L126 37H128V36H126L124 39H120V37H121ZM130 35H132V34H130ZM139 35H140V34H139ZM141 35H142V34H141ZM145 35H146V34H145ZM151 35H152V34H151ZM178 35H179V34H178ZM187 35H188V34H187ZM189 35H188V36H189ZM235 35H236V34H235ZM239 35H240V34H239ZM253 35H255V34H253ZM7 36H8V35H7ZM39 36H41V35L39 34ZM42 36H41V39L44 38V36H43V37H42ZM54 36H55V35H54ZM54 36H52V37H54ZM62 36H63V35H62ZM83 36H84V35H83ZM90 36H91V34H90ZM92 36H93V35H92ZM95 36H96V35H95ZM108 36H109V37H108ZM111 36H112V35H111ZM115 36H116V35H115ZM133 36H138V35L135 34V35H133ZM133 36H132V38L134 39ZM160 36H162V35H160ZM164 36H165V35H164ZM195 36H196V35H195ZM199 36H201V34H200ZM202 36H203V35H202ZM205 36L207 37V35H205ZM248 36H249V35H248ZM46 37H45V38H46ZM50 37H51V36H50ZM63 37H64V36H63ZM86 37L89 38L88 34H87ZM96 37H97V36H96ZM98 37H97V39H98ZM141 37H142V36H141ZM158 37H159V36H158ZM165 37H166V36H165ZM165 37H164V38H165ZM168 37H169V35H168ZM171 37H172V36H171ZM178 37H179V36H178ZM185 37H186V36H185ZM193 37H194V36H193ZM193 37H192V38H193ZM230 37H231V36H230ZM241 37H242V36H240L239 38H241ZM250 37H251V35H250ZM0 38H1V37H0ZM6 38H7V37H6ZM45 38H44V40H46V41L48 42V41H49V40H47L48 37H47L46 39H45ZM67 38H68V37H67ZM67 38H63V40H61L60 37H59V39H60L61 41H64V39H67ZM93 38H94V40H95V37H94V36H93ZM111 38H112V37H111ZM142 38H143V37H142ZM149 38H150V37H149ZM155 38H156V37H155ZM180 38H181V37H180ZM186 38H187V37H186ZM192 38H190V39H192ZM194 38H195V37H194ZM198 38H199V37H198ZM203 38H204V37H203ZM208 38H209V37H208ZM227 38H228V37H227ZM243 38H244V37H243ZM246 38H247V37H246ZM255 38H256V37H255ZM2 39H3V38H2ZM30 39H31V37L29 38V40H30ZM33 39H34V38H33ZM36 39H38V37H37ZM48 39H51V40L53 41L52 38H48ZM54 39H55V38H54ZM57 39H58V36H57ZM85 39H86V38H85ZM90 39H91V38H90ZM115 39H116V38H115ZM128 39H130V38H128ZM136 39H137V38H136ZM144 39H146V37H145ZM157 39H158V38H157ZM157 39H155V40H157ZM196 39H197V37H196ZM201 39H202V38H201ZM256 39H257V38H256ZM8 40H9V38H8ZM8 40H7V41H8ZM42 40H43V39H42ZM71 40H72V39H71ZM75 40H77V39H74V41H75ZM88 40H89V39H88ZM126 40H127V39H126ZM139 40H140V39H139ZM139 40H136V42H135L136 45H137V42H138ZM147 40H148V39H147ZM151 40H152V39H151ZM159 40H160V38H159ZM176 40H177V39H176ZM187 40H188V39H187ZM192 40H193V39H192ZM203 40L205 41V39H203ZM232 40H233V39H232ZM30 41H31V40H30ZM33 41H35V40H33ZM61 41H60V42H61ZM65 41H66V40H65ZM68 41H69V40H68ZM74 41L72 40V41H71V44L74 43ZM77 41H78V40H77ZM77 41H76V42H77ZM133 41H134V40H133ZM133 41H132V42H133ZM144 41H145V40H144ZM185 41H186V40H185ZM197 41H198V40H197ZM197 41H196V43H197ZM229 41H230V40H229ZM236 41H237V40H236ZM248 41H249V40H248ZM259 41L257 40V42H259ZM43 42H44V41H43ZM49 42H50V41H49ZM49 42H48V43H49ZM122 42H123V41H122ZM127 42H128V41H127ZM139 42H140V41H139ZM141 42H142V41H141ZM146 42H147V41H146ZM157 42H159V41H157ZM163 42H164V41H163ZM177 42H178V41H177ZM177 42H176V43H177ZM183 42H184V41H183ZM187 42H188V41H187ZM192 42H193V41H192ZM210 42H207V43H210ZM257 42H256V43H257ZM66 43H67V42H66ZM69 43H70V41H69ZM77 43H78V42H77ZM113 43H114V42H113ZM119 43H120V42H119ZM123 43H124V42H123ZM142 43H143V42H142ZM148 43H149V42H148ZM151 43H152V42H151ZM153 43H155V42H153ZM161 43H162V42H161ZM190 43H191V42H190ZM199 43H200V42H199ZM225 43H226V42H225ZM227 43H228V42H227ZM243 43H245V42L243 41ZM249 43H250V44H254L255 42H249ZM2 44H3V42H2ZM44 44H45V43H44ZM49 44H50V43H49ZM55 44H56V43H55ZM58 44H60L59 41H58ZM58 44H57V45H58ZM61 44H62V42H61ZM64 44H65V43H64ZM129 44H133V43L130 42ZM167 44H168V43H167ZM186 44H187V43H186ZM193 44H194V43H193ZM197 44H198V43H197ZM229 44H231V43H229ZM233 44H234V43H233ZM4 45H5V44H4ZM7 45H8V44H7ZM36 45H37V42H36ZM41 45H42V44H41ZM50 45H51V44H50ZM66 45H67V44H66ZM74 45H75V44H74ZM79 45H81V43H80ZM118 45H119V44H118ZM124 45H125V44H124ZM124 45H123V46H124ZM127 45H128V44H127ZM162 45H163V44H162ZM175 45H176V44H175ZM227 45H228V44H227ZM231 45H232V44H231ZM257 45H258V44H257ZM42 46H43V45H42ZM59 46H60V45H59ZM62 46H63V45H62ZM111 46H112V45H111ZM114 46H115V45H114ZM119 46H120V45H119ZM132 46H133V45H131V47H132ZM165 46H166V45H165ZM173 46H174V45H173ZM178 46H179V45H178ZM185 46H186V45H185ZM195 46H196V44H195ZM224 46H225V44H224ZM259 46H262V45L260 44ZM6 47H8V46H6ZM67 47H68V46H67ZM117 47H118V46H117ZM121 47H122V46H121ZM121 47H120V48H121ZM136 47H137V46H136ZM139 47H140V46H139ZM174 47H175V46H174ZM200 47H201V43H200ZM38 48H39V47H38ZM41 48H43V47H41ZM41 48H40V50H41ZM63 48H65V47H63ZM76 48H78V47L75 46V51H76ZM120 48H119V51H120ZM124 48H125V46H124ZM164 48H165V47H164ZM176 48H178V47H176ZM192 48H193V47H192ZM202 48H203V47H202ZM208 48H209V47H208ZM229 48L231 49V47H229ZM253 48H254V47H253ZM7 49H8V48H7ZM46 49H47V47H46ZM49 49H50V47H49ZM49 49H48V52H49ZM51 49H52V48H51ZM70 49H71V48H70ZM79 49H80V48H78L77 50H79ZM121 49H123V48H121ZM131 49H132V48H131ZM171 49H172V48H171ZM181 49H182V47H181ZM190 49H191V48H190ZM197 49H198V47H197ZM243 49L245 50L244 47H243ZM257 49L259 50V48H257ZM262 49H263V48H262ZM57 50H58V49H57ZM64 50H65V49H64ZM128 50H129V49H128ZM159 50H160V49H159ZM168 50H170V49H168ZM186 50H187V49H186ZM192 50H193V49H192ZM195 50H196V48H195ZM200 50H201V48H200ZM205 50H206V45H205ZM227 50H228V49H227ZM9 51H10V50H9ZM28 51H29V50H28ZM30 51H31V50H30ZM30 51H29V52H30ZM43 51H44V50H43ZM52 51H53V50H52ZM65 51H66V50H65ZM80 51H81V50H80ZM83 51H82V52H83ZM117 51H118V50H117ZM123 51H124V50H123ZM135 51H136V50H135ZM142 51H143V50H142ZM154 51H155V50H154ZM189 51L191 52V50H189ZM197 51H198V50H197ZM246 51L248 52V50H246ZM12 52H13V50H12ZM50 52H51V51H50ZM71 52H72V51H71ZM77 52L79 53V51H77ZM120 52H121V51H120ZM131 52H132V51H131ZM133 52H134V51H133ZM144 52H145V51H144ZM164 52H165V51H164ZM171 52H172V51H171ZM171 52H170V54H171ZM183 52H185V49L183 50ZM186 52H187V51H186ZM186 52H185V53H186ZM190 52H189V55H190ZM224 52H225V51H224ZM241 52H242V51H241ZM1 53H2V52H1ZM13 53H14V52H13ZM22 53H21V54H22ZM37 53H38V52H37ZM52 53H53V52H52ZM57 53H59V51H58ZM128 53H130V51H129ZM134 53H135V52H134ZM162 53H163V52H162ZM226 53H227V52H226ZM230 53H231V52H230ZM243 53H244V52H243ZM243 53H241V54L243 55ZM252 53H253V52H252ZM256 53H257V52H255V54H256ZM7 54H8V53H7ZM16 54H17V53H16ZM32 54H33V53H32ZM43 54H44V53H43ZM75 54H76V53H75ZM151 54H155V53H151ZM165 54H166V53H165ZM167 54H169V53L167 52ZM175 54H176V53H175ZM192 54H191V55H192ZM255 54H254V55H255ZM257 54H258V53H257ZM17 55H18V54H17ZM26 55H27V53H26ZM30 55H31V54H30ZM80 55H81V53H79V56H80ZM222 55H223V53H222ZM225 55H226V54L223 55V58H224ZM239 55H240V54H239ZM13 56H14V54H13ZM18 56H19V55H18ZM24 56H25V55H24ZM61 56H62V55H61ZM61 56H60V57H61ZM67 56H68V55H67ZM72 56H73V55H72ZM143 56H144V55H143ZM143 56H142V57H143ZM148 56H149V55H148ZM151 56H152V55H151ZM169 56H171V55H169ZM169 56H168V57H169ZM173 56H174V55H172L171 57H173ZM183 56H184V55H183ZM228 56H229V55H228ZM228 56H227V57H228ZM259 56H260V55H259ZM261 56H262V55H261ZM0 57H1V56H0ZM14 57H15V56H14ZM26 57H27V56H26ZM33 57H34V55H33ZM37 57H38V55H37ZM41 57H42V55H41ZM85 57H86V56H85ZM152 57H153V56H152ZM155 57H156V56H155ZM159 57H160V56H159ZM163 57H166V56H163ZM171 57H170V58H171ZM185 57H187V56L185 55ZM221 57H222V56H221ZM221 57H220V58H221ZM225 57H226V56H225ZM249 57H251V56H249ZM256 57H257V56H256ZM6 58H7V57H6ZM6 58H5V59H6ZM24 58H25V57H24ZM145 58H146V56L143 57V60H144ZM147 58H148V57H147ZM147 58H146V59H147ZM230 58H231V57H230ZM243 58H244V57H243ZM3 59H4V57H3ZM12 59H13V58H12ZM27 59H28V58H27ZM64 59H65V58H64ZM146 59H145V60H146ZM151 59H152V58H151ZM153 59H154V58H153ZM155 59H156V58H155ZM161 59H162V58H161ZM178 59H179V58H178ZM214 59H215V58H214ZM217 59H219V58H217ZM226 59H227V58H226ZM251 59H252V57H251ZM251 59H250L249 61H251ZM14 60L16 61V58H14ZM28 60H29V59H28ZM28 60H26V61H28ZM31 60H33V59H31ZM38 60H39V59H38ZM48 60H49V59H48ZM85 60H86V59H85ZM143 60H142V61H143ZM145 60H144V61H145ZM162 60H163V59H162ZM162 60H161V61H162ZM166 60L169 61L167 58H166ZM171 60H172V59H171ZM179 60H180V59H179ZM182 60H183V59H182ZM185 60H186V59H185ZM194 60H195V59H194ZM244 60H245V59H244ZM244 60H243V61H244ZM6 61H7V60H6ZM12 61H13V60H12ZM21 61H22V60H21ZM36 61H37V60H36ZM86 61H87V60H86ZM86 61H85V62H86ZM90 61H91V59H90ZM146 61H147V60H146ZM153 61H154V60H153ZM173 61H175L174 58H173ZM196 61H197V60H195V62H196ZM223 61H224V59H223ZM238 61H239V60H238ZM249 61H248V62H249ZM2 62H3V61H2ZM9 62H10V61H9ZM18 62H19V61H18ZM24 62H25V61H24ZM24 62H23V63H24ZM31 62H32V61H31ZM37 62H38V61H37ZM74 62H75V61H74ZM85 62H84V63H85ZM87 62H88V61H87ZM91 62H92V61H91ZM151 62H152V61H151ZM154 62H155V61H154ZM164 62H165V60H164ZM170 62H171V61H170ZM178 62H179V61H178ZM187 62H188V61H187ZM189 62H190V61H189ZM193 62H194V61H193ZM193 62H192V63H193ZM195 62H194V63H195ZM244 62H245V61H244ZM259 62H260V63H264V56H262V58L259 59ZM0 63H1V62H0ZM6 63H7V62H6ZM19 63H20V62H19ZM28 63H29V62H28ZM28 63H25V66H29ZM40 63H41V61H40ZM78 63H79V62H78ZM84 63L82 62V64H84ZM88 63H89V62H88ZM88 63H87V64H88ZM94 63H96V61H95ZM143 63H144V62H143ZM143 63H141V64H143ZM152 63H153V62H152ZM156 63H157V62H156ZM168 63H169V62H168ZM171 63H172V62H171ZM182 63H184V62L182 61ZM182 63H181V64L179 63V65H182ZM194 63H193V64H194ZM251 63H252V62H250V64H251ZM27 64H28V65H27ZM71 64H72V63H71ZM80 64H81V63H80ZM82 64H81V66H78V65H77V66L79 67V69H80L79 72H80V71H84V70H86L84 67H82ZM87 64H86V67H87ZM131 64H132V63H131ZM131 64H130V65H131ZM141 64H140V66H141ZM145 64H146V63H145ZM173 64H174V63H173ZM184 64H185V63H184ZM187 64L189 65V63H187ZM239 64H240V62H239ZM252 64H253V63H252ZM4 65H5V64H4ZM20 65H22V64H19V66H20ZM42 65H43V64H42ZM50 65H51V64H50ZM54 65H55V64H54ZM73 65H74V64H73ZM111 65H112V64H111ZM143 65H144V64H143ZM146 65H147V64H146ZM158 65H159V63H158ZM158 65H155V67L157 68ZM174 65H175V64H174ZM174 65H171V64L168 65V64L166 63V64H164L163 66H160V67L162 68L161 71H164V72H167V73H168V72H171V73H172V72L175 71V66H174ZM200 65H201V64H200ZM202 65H203V64H202ZM233 65H234V64H233ZM235 65H236V64H235ZM0 66L2 67V64H1ZM13 66H14V65H13ZM22 66H23V65H22ZM89 66H90V67L87 68L88 70H95V69H96V65H92V64H91V65H89ZM112 66H113V65H112ZM116 66H117V65H116ZM116 66H114V67L116 68ZM128 66H129V65H128ZM140 66H139V69L142 68V67H140ZM144 66H145V65H144ZM186 66H187V65H186ZM186 66H185V67H186ZM189 66H190V65H189ZM192 66H193V65H192ZM243 66H244V65H243ZM243 66H242V67H243ZM246 66H247V64H246ZM254 66H255V65H254ZM262 66H263V65H262ZM3 67H4V66H3ZM40 67H41V66H40ZM43 67H44V66H43ZM51 67H52V65H51ZM78 67H77V68H78ZM98 67H99V66H98ZM104 67H105V66H104ZM126 67H127V66H126ZM126 67H125V68H126ZM129 67H130V66H129ZM145 67H146V66H145ZM148 67H149V66H148ZM148 67H146V68H148ZM177 67H178V66H177ZM177 67H176V68H177ZM237 67H238V66H237ZM240 67H241V64H240ZM251 67H252V66H251ZM77 68H76V70H78ZM100 68H101V66H100ZM127 68H128V67H127ZM127 68H126V69H127ZM158 68H159V67H158ZM161 68H160V69H161ZM187 68H188V66H187ZM189 68H190V67H189ZM234 68H236V67H234ZM234 68H233V70H235ZM249 68H250V66H249ZM67 69H68V68H67ZM120 69H119V70H120ZM126 69H125V70H126ZM149 69H151V68H149ZM149 69H148V70H149ZM152 69H153V68H152ZM179 69H181V68H179ZM182 69H183V66H182ZM246 69H247V67H246ZM12 70H13V69H12ZM62 70H63V68H62ZM116 70H117V68H116ZM132 70H133V69H132ZM135 70H136V69H135ZM158 70H159V69H158ZM176 70H177V69H176ZM183 70H184V69H183ZM194 70H195V69H194ZM244 70H245V69H244ZM255 70H256V68H255ZM10 71H11V70H9V72H10ZM26 71H27V70H26ZM107 71H108V70H107ZM120 71H121V70H120ZM150 71H151V70H150ZM150 71H149V72H150ZM153 71H154V70H153ZM177 71H178V70H177ZM196 71H198L199 74H200L201 71L203 72V70H201V69H199V70L196 69ZM204 71H205V70H204ZM209 71H210V70H209ZM247 71H248V70H247ZM256 71H258V70H256ZM263 71H264V70H263ZM33 72H34V71H33ZM85 72H87V71H85ZM108 72H109V71H108ZM133 72H135V71H133ZM139 72H141V71L139 70ZM180 72H181V70H180ZM191 72H192V71H191ZM231 72H232V71H231ZM238 72H239V69H238ZM243 72H244V71H243ZM1 73H2V72H1ZM4 73H5V71H4ZM24 73H25V72H24ZM34 73H35V72H34ZM43 73H44V72H43ZM46 73H47V72H46ZM77 73H78V72H77ZM87 73H88V72H87ZM94 73H95V71H94ZM99 73H100V72H99ZM118 73H119V72H118ZM121 73H122V72H121ZM147 73H148V71H146V74H147ZM157 73H158V72H157ZM203 73H204V72H203ZM208 73L211 74L210 72H208ZM208 73H206V74H208ZM213 73H215V72H213ZM247 73H248V75H251V77H252L253 75H255V76H253V77H255V79H257L258 81H260V78H261L260 76H261V74H259V73H258L259 75H258V74H255V71L252 70V69L249 70ZM263 73H264V72H263ZM28 74H29V72H28ZM31 74H33V73H31ZM79 74H80V73H79ZM83 74H84V73H83ZM85 74H86V73H85ZM95 74H98V73H95ZM129 74H130V73H129ZM133 74H134V73H133ZM136 74H137V73H136ZM142 74H144V73H142ZM146 74H145V77H146ZM206 74H205V75H206ZM232 74H233V73H232ZM235 74H236V73H235ZM9 75H10V74H9ZM11 75H12V74H11ZM40 75H41V74H40ZM92 75H93V73H92ZM100 75H101V74H100ZM140 75H141V74H140ZM166 75H167V74H166ZM177 75H179V72H178ZM184 75H185V74H184ZM195 75H196V74H195ZM195 75H194V76H195ZM202 75H203V74H202ZM241 75H242V74H241ZM245 75H246V74H245ZM263 75H264V74H263ZM7 76H8V75H7ZM42 76H43V75H42ZM94 76H95V75H94ZM126 76H127V75H126ZM133 76H135V75H133ZM153 76H154V75H153ZM194 76H193V79H194ZM197 76L199 77V75H197ZM200 76H201V75H200ZM208 76H209V75H208ZM216 76H217V75H216ZM1 77H2V76H1ZM3 77H4V74H3ZM3 77H2V78H3ZM8 77H9V76H8ZM33 77H34V76H33ZM78 77H79V75H78ZM90 77H91V76H90ZM100 77H101V76H100ZM140 77H141V76H140ZM150 77L152 78V76H150ZM164 77H166V76H164ZM169 77H170V76H169ZM181 77H182V75H181ZM189 77H191V76H189ZM203 77H204V76H203ZM233 77H234V76H233ZM243 77H244V76H243ZM10 78H11V77H10ZM21 78H22V77H21ZM27 78H28V77H27ZM73 78H74V77H73ZM86 78H87V77H86ZM142 78H143V76H142ZM153 78H154V77H153ZM171 78H172V76H171ZM183 78H185V77H183ZM187 78H188V77H187ZM211 78H212V77L210 76V80H211ZM222 78H223V75H222ZM222 78H218V77H217V78L215 79V80H216V85H218V83H219L220 85H221V84H224V85L227 86V87H230V86L233 87V85H235V83H236V82L233 81V80H234L233 78H228V79L225 80L224 82L222 81L224 78H223V79H222ZM244 78H245V77H244ZM246 78H247V77H246ZM7 79H8V78H7ZM25 79H26V77H25ZM78 79H79V78H78ZM105 79H107V78H105ZM127 79H130V78H127ZM131 79H132V78H131ZM133 79H134V78H133ZM161 79H162V78H161ZM176 79H178V78H176ZM179 79H180V78H179ZM205 79H206V76H205ZM213 79H214V78H213ZM225 79H226V78H225ZM232 79H233V80H232ZM3 80H4V78L2 79V81H3ZM22 80H24V78H22ZM84 80H85V79H84ZM91 80H92V79H91ZM114 80H115V79H114ZM117 80H119V79H117ZM122 80H123V78H122ZM134 80H135V79H134ZM134 80H133V81H134ZM159 80H160V79H159ZM188 80H189V79H188ZM190 80H191V79H190ZM206 80H207V79H206ZM237 80H238V79H237ZM239 80H240V79H239ZM2 81H1V82H2ZM9 81H11V80H9ZM103 81H104V80H103ZM126 81H127V80H126ZM126 81H125V82H126ZM156 81H157V79H156ZM161 81H162V83H163L164 80H161ZM192 81H193V80H192ZM197 81H198V80H197ZM211 81H213V80H211ZM242 81H243V80H242ZM242 81H241V83H242ZM19 82H20V80H19ZM22 82H23V81H22ZM100 82H101V81H100ZM105 82H106V81H105ZM131 82H132V80H131ZM148 82H149V81H148ZM148 82H147V83H148ZM159 82H160V81H159ZM166 82H167V81H166ZM173 82H174V81H172V85L174 84ZM186 82H187V81H186ZM255 82H256V81H255ZM2 83H3V82H2ZM27 83H28V82H27ZM127 83L129 84V81H128ZM138 83H139V82H138ZM168 83H169V82H168ZM188 83H189V82H188ZM212 83H213V82H212ZM256 83H257V82H256ZM7 84H9V82H8ZM24 84H26V83H25V80H24ZM31 84H32V83H31ZM35 84H36V83H35ZM38 84H39V83H38ZM38 84H36V85H38ZM119 84H120V83H119ZM121 84H122V83H121ZM128 84H127V85H128ZM151 84L153 85V83H151ZM182 84H183V83H182ZM186 84H187V83H186ZM207 84H208V83H207ZM239 84H240V83H239ZM11 85H12V84H11ZM97 85H98V84H97ZM111 85H112V84H111ZM129 85H130V84H129ZM132 85H133V83H132ZM135 85H137L136 82H135ZM139 85H140V84H139ZM148 85H149V84H148ZM159 85H160V83H159ZM165 85H167V84H165ZM165 85H164V86H165ZM172 85H170V83H169V87L172 86ZM184 85H185V84H184ZM205 85H206V84H205ZM213 85H215V84H213ZM216 85H215V86H216ZM262 85H263V82H262ZM5 86H6V85H5ZM28 86H30V85L28 84ZM39 86H41V85H39ZM102 86H103V84H102ZM120 86H122V85H120ZM125 86H126V85H125ZM137 86H138V85H137ZM149 86H151V85H149ZM161 86H162V85H161ZM206 86H207V85H206ZM221 86H222V85H221ZM221 86H220V87H221ZM235 86H236V85H235ZM252 86H253V85H252ZM24 87H25V85H24ZM42 87H43V86H42ZM122 87H123V86H122ZM133 87H135V86H133ZM133 87H132V89H133ZM174 87H175V86H174ZM187 87H188V86H187ZM189 87H190V83H189ZM195 87H197L196 84H195V83H191V88L194 89ZM212 87H213V86H212ZM216 87H217V86H216ZM220 87H219V89H220ZM237 87H238V81H237ZM255 87H256V86H255ZM258 87H259V86H258ZM1 88H2V87H1ZM7 88H8V87H7ZM26 88H27V86H26ZM28 88H29V87H28ZM30 88H33V87L30 86ZM37 88H38V86H37ZM109 88H110V87H109ZM117 88H118V87H117ZM126 88H127V87H126ZM128 88H129V87H128ZM136 88H137V87H136ZM144 88H145V87H144ZM146 88H147V85H146ZM148 88H150V87H148ZM148 88H147V89H148ZM157 88H158V87H157ZM164 88H165V87H164ZM166 88H167V87H166ZM182 88H183V87H181V89H182ZM202 88H204V87H202ZM230 88H231V87H230ZM247 88H248V87H247ZM44 89L46 90V88H44ZM48 89H49V88H48ZM147 89H146V90H147ZM160 89H161V88H160ZM160 89H158V90H160ZM169 89H170V88H169ZM179 89H180V88H179ZM185 89H187V88H185ZM192 89H191V90H192ZM209 89H210V88H209ZM213 89H214V88H213ZM222 89H223V88H222ZM235 89H236V88H235ZM253 89H254V88H253ZM253 89H252V91H254ZM256 89H257V88H256ZM259 89H260V88H259ZM259 89H257V90H259ZM262 89H263V88H262ZM3 90H4V89H3ZM5 90H6V89H5ZM8 90H9V89H8ZM8 90H7V92H8ZM19 90H21V89H19ZM24 90H25V89H24ZM27 90L29 91V89H27ZM31 90H32V89H31ZM38 90H40V88H39ZM45 90H44V91H45ZM83 90H84V89H83ZM85 90H86V89H85ZM95 90H96V89H95ZM129 90H130V89H129ZM166 90H167V89H166ZM166 90H165V92H166ZM176 90H178V89L176 88ZM182 90H183V89H182ZM233 90H234V88H233ZM233 90H231V91H233ZM241 90H242V88H241ZM243 90H244V89H243ZM117 91H118V90H117ZM126 91H127V90H126ZM131 91H132V90H131ZM155 91H156V85H155ZM185 91H186V90H185ZM185 91H184V92H185ZM195 91H197V90H195ZM195 91H194V93H195ZM201 91H202V90H201ZM205 91H206V88H205ZM207 91H209V90H207ZM210 91H211V89H210ZM212 91H213V90H212ZM227 91H228V90H227ZM227 91H226V92H227ZM229 91H230V90H229ZM231 91H230V92H231ZM237 91H238V90H237ZM239 91H240V89H239ZM23 92H24V91H23ZM38 92H39V91H38ZM38 92H36V93H38ZM76 92H77V91H76ZM121 92H122V91H121ZM124 92H125V91H124ZM127 92H129V91H127ZM136 92H138V91H136L135 89L131 92V94H130L131 99L133 98V100H134V99L137 97ZM158 92H159V91H158ZM181 92H182V91H181ZM181 92H180V93H181ZM184 92H183V93H184ZM198 92H199V88H198ZM215 92H216V90H215ZM223 92H224V91H223ZM243 92H244V91H243ZM254 92H255V91H254ZM256 92H257V91H256ZM263 92H264V91H263ZM8 93H9V92H8ZM25 93H26V92H25ZM47 93H48V91H47ZM125 93H126V92H125ZM125 93H124V94H125ZM148 93H149V92H148ZM153 93H154V92H153ZM156 93H157V92H156ZM162 93H164V91H163ZM187 93H188V92H187ZM202 93H203V92H202ZM208 93H209V92H208ZM210 93L212 94V92H210ZM213 93H214V92H213ZM245 93H246V91H245ZM261 93H262V92H261ZM2 94H3V93H2ZM49 94H50V92H49ZM154 94H155V93H154ZM154 94L151 93V96L154 95ZM165 94H166V96H167L168 93L166 92ZM175 94H177V93L175 92ZM191 94H192V92H191ZM195 94H197V92H196ZM198 94H199V93H198ZM200 94H201V93H200ZM204 94H205V93H204ZM217 94H218V93H217ZM251 94H252V93H251ZM257 94H258V93H257ZM257 94H256V96H257ZM259 94H260V93H259ZM26 95H27V94H26ZM26 95H25V97H26ZM36 95H37V94H36ZM113 95H114V94H113ZM143 95H144V94H143ZM157 95H158V94H157ZM159 95H160V94H159ZM184 95H185V94H184ZM207 95H208V94H207ZM218 95H220V92H219ZM218 95H217V96H218ZM225 95H226V94H225ZM234 95H235V94H234ZM236 95H237V93H236ZM236 95H235V97H236ZM261 95H263V94H261ZM16 96H17V95H16ZM40 96H41V94H40ZM42 96H43V95H42ZM53 96H54V95H53ZM124 96H125V95H124ZM147 96H148V95H147ZM149 96H150V95H149ZM170 96H171V95H170ZM173 96H174V95H173ZM205 96H206V95H205ZM209 96H212V95H209ZM227 96H228V95H227ZM230 96L232 97V94H231ZM230 96H229V97H230ZM237 96H238V95H237ZM242 96H243V95H242ZM242 96H241V97H242ZM250 96H251V95H250ZM250 96H249V97H250ZM254 96H255V95H254ZM263 96H264V95H263ZM12 97H13V96H12ZM19 97H20V96H19ZM25 97H23V98H25ZM31 97H32V96H31ZM33 97H34V96H33ZM86 97H87V96H86ZM89 97H90V96H89ZM116 97H118V95H117ZM127 97H128V96H127ZM164 97H165V95H164ZM178 97H179V96H178ZM194 97H195V96H194ZM201 97H202V96H201ZM215 97H216V96H215ZM225 97H226V96H225ZM233 97H234V96H233ZM238 97H239V96H238ZM247 97H248V96H247ZM249 97H248V101H249V99H250L249 102H251V99L253 98V96H252V98H249ZM257 97H258V96H257ZM257 97H256V98H257ZM9 98H10V96H9ZM27 98H28V96H27ZM40 98H41V97H40ZM98 98H99V97H98ZM119 98H120V96H119ZM119 98H117V99L119 100ZM151 98H152V97H151ZM156 98H157V97H156ZM179 98H180V97H179ZM179 98H178V99H179ZM181 98H182V97H181ZM181 98H180V99H181ZM204 98H205V97H204ZM204 98H201V100L204 99ZM207 98H208V97H207ZM209 98H212V97H209ZM216 98H219V96L216 97ZM242 98H243V97H242ZM254 98H255V97H254ZM258 98H259L260 101H261V98H260V97H258ZM258 98H257V99H258ZM6 99H7V98H6ZM25 99H26V98H25ZM71 99H73V98H71ZM94 99H95V98H94ZM94 99H93V101H94ZM99 99H101V98H99ZM128 99H129V98H128ZM138 99H139V97H138ZM149 99H150V98H149ZM153 99H154V98H153ZM162 99H163V98H162ZM167 99H168V98H167ZM189 99H190V98H189ZM193 99H194V98H193ZM234 99H235V98H234ZM120 100H121V99H120ZM125 100H126V98H125ZM139 100H140V99H139ZM143 100L145 101V99H143ZM158 100H159V99H158ZM191 100H192V99H191ZM199 100H200V99H199ZM8 101H9V100H8ZM13 101H14V100H13ZM22 101H23V100H22ZM27 101H28V100H27ZM37 101H38V100H37ZM71 101H72V100H71ZM83 101H84V100H83ZM85 101H87V100L85 99ZM88 101H89V100H88ZM91 101H92V97H91ZM93 101H92V102H93ZM95 101H96V99H95ZM123 101H124V100H123ZM129 101H130V105H131L132 102H131L130 99H129ZM129 101H128V102H129ZM151 101H152V99H151ZM156 101H157V100H156ZM171 101H173V100L170 99V102H171ZM178 101L181 102L180 100H178ZM182 101H183V99H182ZM193 101H194V100H192V102H193ZM210 101H211V100H210ZM210 101H209V103H211ZM213 101H214V100H213ZM223 101H224V100H223ZM233 101H234V100H232V102H233ZM243 101H245V99H244ZM252 101H253V99H252ZM258 101H259V100H258ZM24 102H25V101H24ZM195 102H197V101H195ZM195 102H194V104H195ZM199 102H200V101H199ZM201 102H202V101H201ZM203 102H204V100H203ZM215 102H216V101H214V103H215ZM217 102H218V101H217ZM217 102L215 103L216 105H217ZM256 102H257V100H256ZM261 102H262V101H261ZM28 103H29V102H28ZM40 103H41V102H40ZM40 103H39V105H40ZM89 103H90V102H89ZM109 103H110V102H109ZM117 103H118V102H117ZM172 103H173V102H172ZM184 103L188 105V104L190 103V100L187 99L186 102H184ZM209 103H208V104H209ZM220 103H221V102H219V105H220ZM241 103H242V100H241ZM243 103H244V102H243ZM247 103H248V102H247ZM254 103H255V102H254ZM254 103H253V106L256 104V103H255V104H254ZM5 104H7V103L5 102ZM26 104H27V103H26ZM41 104H42V103H41ZM46 104H47V103H46ZM50 104H51V103H50ZM78 104H79V103H78ZM94 104H95V103H94ZM118 104H119V103H118ZM135 104H136V103H135ZM148 104H149V103H148ZM169 104H171V103H169ZM176 104H177V102H176ZM180 104H181V103H180ZM180 104H179V105H180ZM205 104H206V102H205ZM211 104H212V103H211ZM211 104H209V107H211V106H210ZM225 104H226V103H225ZM8 105H9V104H8ZM109 105H110V104H109ZM132 105H133V104H132ZM164 105H165V104H164ZM164 105H163V106H164ZM173 105H174V104H173ZM187 105H185V106H187ZM191 105H192V104H191ZM197 105H198V104H197ZM197 105H196V106H197ZM203 105H204V104H203ZM221 105H222V104H221ZM226 105H227V104H226ZM233 105H234V104H233ZM246 105H247V104H246ZM249 105H250V103H249ZM251 105H252V104H251ZM259 105H260V104H259ZM259 105H257V106H259ZM20 106H21V105H20ZM45 106H46V105H45ZM69 106H70V105H69ZM69 106H68V107H69ZM76 106H77V105H76ZM116 106H117V105H116ZM125 106L127 107V108L125 109L126 112H132V111H133V107H132V106H129V105L127 106L126 104H125ZM133 106H134V105H133ZM137 106H139V105H137ZM166 106H168V105H166ZM189 106H190V105H189ZM193 106H194V105H193ZM193 106H192V107H193ZM222 106H224V105H222ZM239 106L241 107L242 105L239 104L237 107H239ZM257 106H256V108H257ZM18 107H19V106H18ZM26 107H27V106H26ZM48 107H49V105H48ZM121 107H122V106H120V108H121ZM134 107H135V106H134ZM140 107H141V106H140ZM142 107H143V106H142ZM144 107H145V106H144ZM178 107H179V106H178ZM192 107H191V108H192ZM194 107H195V106H194ZM214 107H215V106H214ZM218 107H219V106H218ZM226 107H227V106H226ZM231 107H232V106H231ZM234 107H235V106H234ZM248 107H249V106H248ZM44 108H45V107H44ZM55 108H56V107H55ZM74 108H75V107H74ZM115 108H116V107H115ZM118 108H119V107H118ZM135 108H136V107H135ZM150 108H151V107H150ZM170 108H172V107H170ZM174 108L176 109L175 105H174ZM180 108H181V107H180ZM185 108H186V107H185ZM242 108H244V107H242ZM263 108H264V106H263ZM28 109H29V108H28ZM39 109H40V108H39ZM42 109H43V108H42ZM72 109H73V108H72ZM82 109H83V108H82ZM86 109H87V108H85L84 110H86ZM138 109H139V108H138ZM142 109H143V108H142ZM172 109H173V108H172ZM175 109H174V110H175ZM177 109H178V108H177ZM187 109H188V108H187ZM206 109H207V108H206ZM206 109H205V111H208V110H206ZM224 109H225V108H224ZM227 109H228V108H227ZM229 109H230V108H229ZM229 109H228V111H230ZM240 109H241V108H240ZM254 109H255V108H254ZM254 109H253V110H254ZM23 110H24V109H20L19 112L16 114V119H15L16 122H14V123H17V124L19 123V124H22V125L25 123V126H26V123L29 122V121L27 120L28 116H27V118H26V116L24 115L25 113L23 112ZM34 110H35V109H34ZM118 110H119V109H118ZM121 110H122V109H121ZM149 110H150V109H149ZM152 110H153V109H152ZM161 110H162V111H165V107H164V110H163V109H161ZM189 110H190V108H189ZM202 110H203V109H202ZM202 110H201V111H202ZM213 110H214V108H213ZM213 110H212V112H213ZM225 110H226V109H225ZM238 110H239V109H238ZM241 110H242V109H241ZM253 110H251V111H253ZM257 110H258V109H257ZM13 111H14V110H13ZM15 111H16V110H15ZM17 111H18V110H17ZM25 111H26V110H25ZM53 111H54V110H53ZM66 111H67V110H66ZM66 111H65V113H67ZM71 111H72V110H71ZM76 111H77V110H76ZM158 111H159V110H158ZM182 111L184 112L185 110H183V108H182ZM190 111H192V109H191ZM193 111H195V113H196V110H193ZM197 111H198V110H197ZM214 111H217V110H214ZM221 111H222V110H221ZM221 111H220V114H221ZM235 111H236V110H235ZM260 111H261V110H260ZM263 111H264V110H263ZM263 111H261V112H263ZM3 112H4V111H3ZM3 112H2V113H3ZM40 112H41V111H40ZM43 112H44V111H43ZM79 112H80V111H79ZM119 112H120V110H119ZM134 112H135V111H134ZM166 112H167V110H166ZM166 112H165V113H166ZM183 112H181V113H183ZM186 112H188V111H186ZM203 112H204V111H203ZM230 112H231V111H230ZM230 112H229V113H230ZM254 112H255V111H254ZM26 113H27V112H26ZM74 113H75V112H74ZM153 113H154V112H153ZM160 113H162V112H159V115H160ZM169 113H170V112H169ZM171 113H172V112H171ZM178 113H179V112H178ZM181 113H180V114H181ZM184 113H185V112H184ZM201 113H202V112H201ZM213 113H215V112H213ZM225 113H226V111H225ZM231 113H232V112H231ZM234 113H235V112H234ZM258 113H259V112H258ZM29 114H30V113H29ZM42 114H43V113H42ZM46 114H47V113H46ZM48 114H49V112H48ZM63 114H64V113H63ZM67 114H68V113H67ZM84 114H85V113H84ZM86 114H87V113H86ZM106 114H107V113H106ZM108 114H109V111H108ZM129 114H130V113H129ZM135 114H136V113H135ZM154 114H155V113H154ZM173 114H174V113H173ZM180 114H179V115H180ZM189 114H190V113H189ZM204 114H205V112H204ZM220 114H219V116H220ZM253 114H254V113H253ZM9 115H10V114H9ZM27 115H28V113H27ZM35 115H36V114H35ZM38 115H39V114H38ZM44 115H45V114H44ZM68 115H69V114H68ZM80 115H82V114H80ZM118 115H119V114H118ZM175 115H176V114H175ZM198 115H199V114H198ZM200 115H201V114H200ZM217 115H218V114H217ZM230 115H231V114H230ZM230 115H229V116H230ZM235 115H236V114H235ZM256 115H257V111H256ZM258 115H259V114H258ZM13 116H14V115H13ZM13 116H12V118L14 119ZM130 116H131V115H130ZM160 116H161V117H160V119H161V118H162V115H160ZM177 116H178V115H177ZM183 116H185V115L183 114ZM206 116H207V115H206ZM214 116H215V114H214ZM219 116H218V117H219ZM249 116H250V115H249ZM2 117H3V116H2ZM7 117H8V116H7ZM44 117H46V116H44ZM163 117H164V116H163ZM180 117H181V116H180ZM187 117H188V116L186 115V119H187ZM192 117H193V116H192ZM197 117H198V116H197ZM212 117H213V115H212ZM235 117L237 118V116H235ZM235 117H234V118H235ZM260 117H261V116H260ZM29 118H30V117H29ZM41 118H42V116H41ZM54 118H55V117H54ZM58 118H59V117H58ZM67 118H68V116H67ZM69 118L71 119L70 116H69ZM69 118H68V119H69ZM121 118H122V117H121ZM124 118H125V117H124ZM157 118H158V117H157ZM173 118H174V116H173ZM178 118H179V117H178ZM199 118H200V117H199ZM216 118H217V117H216ZM220 118H221V116H220ZM224 118H225V120H226L228 117L226 118V117L224 116ZM232 118H233V116H232ZM255 118H256V117H255ZM262 118H264V117H262ZM262 118H261V119H262ZM36 119H37V118H36ZM36 119H35L34 123L36 122ZM47 119H49V116H48ZM105 119H106V118H105ZM128 119H129V118H128ZM132 119H133V117H132ZM163 119H166V118H162V121H163ZM179 119H180V118H179ZM182 119H183V117L181 118V120H182ZM221 119H223V117H222ZM229 119H231V118H229ZM261 119H260V120H261ZM30 120H31V119H30ZM44 120H45V119H44ZM44 120H43V121H44ZM62 120H63V119H62ZM71 120L74 121L75 118H73V119H71ZM81 120H82V119H81ZM107 120H108V119H107ZM119 120H120V118H119ZM119 120H118V121H119ZM125 120H126V118H125ZM187 120H190V119H187ZM196 120H197V118H196ZM214 120H215V119H214ZM232 120H233V119H232ZM257 120H258V119H257ZM262 120H263V119H262ZM43 121H42V122H43ZM79 121H80V120H79ZM83 121H84V120H83ZM103 121H104V120H103ZM110 121H111V120H110ZM120 121H121V120H120ZM127 121H128V120H127ZM191 121H192V120H191ZM12 122H13V121H12ZM30 122H31V121H30ZM30 122L28 123V126H29ZM40 122H41V121H40ZM51 122H53V121H51ZM64 122H65V121H64ZM80 122H82V121H80ZM80 122H79V123H80ZM84 122H86V121H84ZM112 122H113V121H112ZM115 122H116V121H115ZM157 122H158V121H157ZM163 122H164V121H163ZM163 122H162V123H159V124H162V126H163ZM169 122H170V119H169ZM169 122H168V123H169ZM189 122H190V121H189ZM201 122H202V120H201ZM220 122H221V121H220ZM236 122H237V121H236ZM0 123H1V122H0ZM34 123H33V124H34ZM46 123H47V122H46ZM48 123H49V122H48ZM54 123H55V122H54ZM54 123H53V124H54ZM67 123H69V122L67 121L66 124H67ZM70 123H71V121H70ZM70 123H69V125H70ZM73 123H74V122H73ZM79 123H76V124H79ZM87 123H88V122H87ZM117 123H118V122H117ZM123 123H124V122H123ZM164 123H165V122H164ZM177 123H178V122H177ZM182 123H183V122H182ZM184 123H185V122H184ZM199 123H200V121H199ZM222 123H223V122H222ZM224 123H225V122H224ZM7 124H8V123H7ZM7 124H6V125H7ZM40 124H41V123H40ZM51 124H52V123H51ZM80 124H81V123H80ZM95 124H96V123H95ZM109 124H111V122H110ZM174 124H175V123H174ZM179 124H180V123H179ZM193 124H194V122H193ZM215 124H216V123H215ZM2 125H3V124H2ZM47 125H48V124H47ZM82 125H83V124H82ZM84 125L86 126V124H84ZM96 125H97V124H96ZM171 125H172V123H171ZM177 125H178V124H177ZM183 125H184V124H183ZM197 125H198V124H197ZM202 125H203V124H202ZM226 125H227V124H226ZM257 125H258V124H257ZM257 125H256V126H257ZM263 125H264V123H263ZM14 126H15V125H14ZM32 126H33V125H32V123H31V127H32ZM41 126H42V125H41ZM54 126H55V124H54ZM98 126H100V124H99ZM167 126H168V125H167ZM174 126H175V125H174ZM221 126H223V125L221 124ZM261 126H262V125H261ZM2 127H3V126H2ZM4 127H5V126H4ZM4 127H3V128H4ZM17 127H18V126H17ZM17 127H16V128H17ZM42 127H43V126H42ZM108 127H109V125H107V124L104 125V124H103V126H102V131L104 132V133H103L104 135H105V133H107V132H105V131L108 129ZM128 127H129V126H128ZM164 127H165V124H164L163 128H164ZM169 127H170V126H169ZM229 127H231V126H229ZM21 128H22V127H21ZM29 128H30V127H29ZM37 128H38V127H36L35 129H37ZM39 128H40V127H39ZM53 128H54V127H52V129H53ZM80 128L82 129V127H80ZM86 128H87V127H86ZM170 128H171V127H170ZM175 128H176V126H175ZM175 128H174V130H175ZM234 128H235V126H234ZM240 128H241V127H240ZM25 129H26V128H25ZM27 129H28V128H27ZM35 129H34V130H35ZM40 129H41V128H40ZM48 129H49V128H48ZM59 129H60V128H59ZM71 129H72V128H71ZM75 129H76V128H75ZM77 129H78V128H77ZM83 129H84V128H83ZM92 129H93V128H92ZM94 129H95V128H94ZM94 129H93V130H94ZM98 129H99V128H98ZM118 129H119V128H118ZM128 129H129V128H128ZM137 129H138V128H137ZM140 129H141V128H140ZM180 129H181V128H180ZM189 129H191V128H189ZM201 129H202V128H201ZM227 129H228V128H227ZM230 129H231V128H230ZM232 129H233V128H232ZM1 130H2V129H1ZM13 130H14V129H13ZM21 130H22V129H21ZM38 130H39V129H38ZM41 130H42V129H41ZM41 130H40V131H41ZM67 130H68V129H67ZM78 130H80V129H78ZM109 130H111V129L109 128ZM163 130H164V129H163ZM181 130H182V129H181ZM212 130H213V129H212ZM238 130H239V129H238ZM259 130H260V129H259ZM263 130H264V129H263ZM4 131H5V130H4ZM17 131H18V130H17ZM29 131H30V129H29ZM29 131H27V134L29 133ZM46 131H47V129H46ZM46 131H45V132H46ZM49 131H50V130H48V132H49ZM58 131H59V130H58ZM76 131H77V130H76ZM84 131H85V130H84ZM95 131H96V130H95ZM112 131H114V130L112 129ZM122 131H123V130H122ZM125 131H126V130H125ZM158 131H159V130H158ZM161 131H162V130H161ZM228 131H229V130H228ZM236 131H237V130H236ZM1 132H3V131H1ZM5 132H6V134H7L9 131H8V132L5 131ZM14 132H15V131H14ZM41 132H42V131H41ZM45 132H43V133H45ZM51 132H52V131H51ZM55 132H56V130H55ZM61 132H63V130H61ZM61 132H59V135H60ZM66 132H67V131H66ZM81 132H82V131H81ZM87 132H89V130H88ZM97 132H99V131L97 130ZM127 132H128V131H127ZM146 132H147V131H146ZM151 132H152V131H151ZM171 132H173V130H172ZM176 132H177V131H176ZM176 132H175V134H176ZM181 132H182V134H183V131H181ZM185 132H186V129H185ZM188 132H189V131H188ZM201 132H202V131H201ZM230 132H231V131H230ZM234 132H235V131H234ZM245 132H246V131H244V133H245ZM248 132H249V130H248ZM19 133H20V132H19ZM46 133H47V132H46ZM78 133H79V132H78ZM78 133H77V134H78ZM82 133H83V132H82ZM82 133H81V134H82ZM89 133H90V132H89ZM108 133H113V132H109V131H108ZM115 133H118V132H115ZM138 133H139V131H138ZM165 133H166V132H165ZM178 133H179V132H178ZM232 133H233V132H232ZM239 133H241V132H239ZM239 133H238V135H239ZM244 133H243V134H244ZM246 133H247V132H246ZM246 133H245V134H246ZM2 134H3V133H2ZM8 134H9V133H8ZM27 134H26V135H27ZM31 134H33V130H32V133H31ZM34 134H35V133H34ZM37 134L39 135V131L37 132ZM91 134H93V133H90V135H91ZM99 134H100V133H99ZM118 134H119V133H118ZM122 134L124 135V134H126V132H124V133H122ZM139 134H140V133H139ZM184 134H186V133H184ZM207 134H208V133H207ZM214 134H215V133H214ZM224 134H225V133H224ZM229 134H230V133H229ZM243 134H242V135H243ZM247 134H248V133H247ZM21 135H22V134H21ZM47 135H48V134H46V136H47ZM51 135H52V134H51ZM67 135H68V134H67ZM83 135H84V134H83ZM97 135H98V134H97ZM100 135H102V133H101ZM114 135H115V134H114ZM116 135H117V134H116ZM123 135H121L120 137H122ZM127 135H128V134H127ZM146 135H147V134H146ZM154 135H155V134H154ZM200 135H201V134H200ZM204 135H205V134H204ZM217 135H218V134H217ZM217 135H215V136H217ZM236 135H237V133H236ZM0 136H1V135H0ZM8 136H9V135H8ZM36 136H37V135H36ZM46 136H45V137H46ZM86 136H87V135H86ZM86 136H85V139H87ZM94 136L96 137L95 134H94ZM112 136H113V135H112ZM159 136H160V135H159ZM180 136H181V134H180ZM193 136H194V135H193ZM193 136H191V137H193ZM208 136H209V134H208ZM232 136H233V135H232ZM246 136H248V135H246ZM250 136H251V135H250ZM260 136H261V135H260ZM5 137H6V139H7V135H6ZM30 137H31V136H30ZM32 137H33V136H32ZM49 137H50V136H49ZM59 137H61V136H59ZM59 137L57 136V138H59ZM62 137H63V136H62ZM70 137H71V136H70ZM74 137H75V136H74ZM77 137H78V136H77ZM77 137H76V138H77ZM82 137H83V136H82ZM116 137H117V136H116ZM155 137H156V135H155ZM157 137H158V136H157ZM186 137H187V136H186ZM202 137H203V135H202ZM202 137H201V138H202ZM205 137L207 138V135H206ZM261 137H262V136H261ZM8 138H9V137H8ZM14 138H15V137H14ZM16 138H18L17 135H16ZM16 138H15V140H16ZM37 138H38V137H37ZM39 138H40V137H39ZM96 138H97V137H96ZM106 138H107V136H106ZM148 138H149V135H148ZM187 138H188V137H187ZM195 138H196V136H195ZM237 138H238V137H237ZM263 138H264V137H263ZM45 139H46V138H45ZM55 139H56V138H55ZM55 139H54V141H55ZM72 139H73V138H72ZM81 139H82V138H81ZM83 139H84V138H83ZM90 139H91V138H90ZM107 139H108V138H107ZM152 139H153V138H152ZM188 139H189V138H188ZM191 139H192V138H191ZM221 139H222V138H221ZM225 139H226V138H225ZM229 139H230V138H229ZM233 139H234V138H233ZM249 139H250V138H249ZM3 140H4V139H3ZM12 140H13V139H12ZM15 140H13V141H15ZM28 140H29V138H28ZM34 140H35V139H34ZM48 140H49V138H48ZM59 140H60V139H59ZM65 140H66V139H65ZM75 140H76V139H75ZM95 140H97V139H95ZM104 140L106 141V139H104ZM153 140H154V139H153ZM185 140L187 141L186 138H185ZM198 140H199V139H198ZM202 140H203V139H202ZM216 140H217V139H216ZM216 140H215V141H216ZM218 140H219V139H218ZM226 140H227V139H226ZM237 140H238V139H237ZM0 141H1V140H0ZM7 141H8V140H7ZM13 141H12V142H13ZM22 141H23V140H22ZM24 141H25V138H24ZM41 141H42V139H41ZM44 141H45V140H44ZM46 141H47V140H46ZM46 141H45V142H46ZM50 141H51V140H50ZM62 141H63V140H62ZM66 141H67V140H66ZM73 141H74V140H73ZM84 141H85V140H84ZM87 141H88V140H87ZM109 141H110V140H109ZM116 141H117V140H116ZM179 141H180V139H179ZM222 141H223V140H222ZM235 141H236V139H235ZM235 141H234V142H235ZM261 141H263L262 138H261ZM4 142H5V140H4ZM12 142L10 143V141H9L10 145H11V144H12V145H18L17 143L14 144V143H12ZM79 142H80V141H79ZM93 142H94V140H93ZM106 142L108 143V141H106ZM187 142H189V141H187ZM218 142L220 143V141H218ZM251 142H252V141H251ZM9 143H8V144H9ZM57 143H58V142H57ZM72 143H74V142H72ZM75 143H76V142H75ZM85 143H87V142L85 141ZM103 143H104V142H103ZM107 143H105V144L108 145ZM109 143H110V142H109ZM111 143L113 144V142H111ZM224 143H225V140H224ZM230 143H231V142H230ZM235 143H236V142H235ZM235 143H234V144H235ZM0 144H1V143H0ZM3 144H6V143H3ZM24 144H25V143H24ZM24 144H23V145H24ZM65 144H66V143H65ZM70 144H71V143H70ZM93 144H94V143H93ZM97 144H98V143H97ZM99 144H102V142L99 143ZM112 144H109V145L111 146ZM134 144H135V143H134ZM152 144H153V143H152ZM194 144H195V143H194ZM222 144H223V143H222ZM253 144H254V143H253ZM49 145H50V144H49ZM58 145H59V144H58ZM62 145H63V144H62ZM67 145H68V144H67ZM83 145H84V144H83ZM102 145H104V144H102ZM102 145H101L100 147H102ZM125 145H126V142H125ZM138 145H139V143H138ZM138 145H137V146H138ZM153 145H155V144H153ZM153 145H152V146H153ZM190 145H191V143H190ZM197 145H198V144H197ZM200 145H201V144H200ZM232 145H233V144H232ZM7 146H8V145H7ZM24 146H26V145H24ZM27 146H28V145H27ZM55 146H56V145H55ZM69 146H71V145H69ZM84 146H85V145H84ZM86 146H87V145H86ZM120 146L123 147L122 145H120ZM129 146H130V145H129ZM146 146H148V145H146ZM185 146H186V145H185ZM227 146L229 147V145H227ZM87 147H88V146H87ZM97 147H98V146H97ZM113 147H114V145H113ZM118 147H119V146H118ZM124 147H126V146H124ZM186 147H187V146H186ZM190 147H191V146H190ZM192 147H193V146H192ZM246 147H247V146H246ZM0 148H1V147H0ZM16 148H18V147L16 146ZM59 148H60V146H59ZM63 148H64V147H63ZM63 148L61 149V151L63 150ZM68 148H69V147H68ZM74 148H75V147H74ZM82 148H83V147H82ZM103 148H105V147H102L101 150H104ZM106 148H108V147H106ZM126 148H127V147H126ZM126 148H125L124 150H126ZM142 148H143V147H142ZM149 148H150V147H149ZM149 148H147V149H149ZM221 148H222V147H221ZM7 149H8V148H7ZM22 149H23V148H22ZM54 149H55V148H54ZM56 149H58V148H56ZM66 149H67V148H66ZM80 149H81V147H80ZM96 149H97V148H96ZM122 149H123V148H122ZM138 149H140V148H138ZM160 149H161V148H160ZM180 149H181V148H180ZM183 149H185V148H183ZM199 149H200V148H199ZM222 149H223V148H222ZM222 149H221V150H222ZM0 150H1V149H0ZM59 150H60V149H59ZM64 150H65V149H64ZM86 150H87V149H86ZM105 150H106V149H105ZM115 150H116V148H115ZM151 150H152V148H151ZM151 150H150V151H151ZM192 150H193V148H192ZM192 150H191V151H192ZM195 150H196V148H195ZM195 150H194V151H195ZM248 150H249V149H248ZM255 150H256V149H255ZM260 150H261V149H260ZM26 151H27V149H26ZM26 151H25V152H26ZM70 151H71V150H70ZM128 151H129V150H128ZM141 151H142V150H141ZM177 151H178V150H177ZM191 151H189V152H191ZM226 151H227V148H226ZM13 152H14V151H13ZM15 152H17V150H15ZM19 152H20V151H18V153H19ZM108 152H109V151H108ZM135 152H136V151H135ZM152 152H153V150H152ZM152 152H150V155H152ZM180 152H181V151H180ZM187 152H188V149H187ZM201 152H202V150H201ZM259 152H260V151H259ZM0 153H1V152H0ZM50 153H51V152H50ZM57 153H58V152H57ZM64 153H65V152H64ZM115 153H116V152H115ZM128 153H129V152H128ZM144 153H145V152H144ZM169 153H170V152H169ZM192 153H193V152H192ZM5 154L7 155V153H5ZM5 154H3V156H5ZM30 154H31V153H30ZM61 154H62V153H61ZM73 154H74V153H73ZM96 154H97V153H96ZM98 154H99V153H98ZM136 154H137V153H136ZM179 154H181V153H179ZM183 154H184V153H183ZM186 154H188V153H186ZM186 154H184V155H186ZM225 154H226V153H225ZM10 155H11V153H10ZM10 155L8 154L6 157L9 156V158H10ZM12 155H13V153H12ZM20 155H21V152H20ZM20 155H19V156L17 155V156L20 157ZM31 155H32V154H31ZM188 155H189V154H188ZM200 155H201V154H200ZM228 155H229V154H228ZM1 156H2V155H1ZM3 156H2V157H3ZM27 156H28V155H27ZM62 156H63V155H62ZM74 156H75V155H74ZM96 156H97V155H96ZM102 156H103V155H102ZM111 156H112V155H111ZM114 156H115V155H114ZM126 156H127V155H126ZM146 156H147V153H146ZM152 156H154V155H152ZM155 156H156V155H155ZM162 156H164V155H162ZM174 156H175V155H174ZM192 156H193V155H192ZM195 156H196V155H195ZM220 156H221V155H220ZM6 157H5V158H6ZM67 157H68V156H67ZM70 157H71V156H70ZM100 157H101V156H100ZM121 157H122V156H121ZM185 157H186V156H185ZM187 157H188V156H187ZM0 158H1V157H0ZM5 158H4V159H5ZM15 158H16V157H15ZM104 158H105V157H104ZM125 158H126V157H125ZM154 158H155V157H154ZM179 158H180V160H182L181 157H179ZM179 158H178V159H179ZM219 158H220V157H219ZM11 159H12V157H11ZM13 159H14V158H13ZM13 159H12V161H13ZM33 159H35V158H33ZM79 159H80V158H79ZM95 159H96V158H95ZM99 159H100V158H99ZM113 159H114V157H113ZM155 159H156V158H155ZM171 159H172V157H171ZM173 159L175 160V158H173ZM178 159H177V160H178ZM185 159H186V158H184V160H185ZM16 160H17V159H16ZM56 160H57V159H56ZM116 160L119 161L118 158H117ZM133 160H134V158H133ZM136 160H137V158H136ZM152 160H153V159H152ZM156 160H157V159H156ZM187 160H188V159H187ZM187 160H186V161H187ZM189 160H190V159H189ZM10 161H11V160H10ZM17 161H18V160H17ZM29 161H30V160H29ZM44 161H45V160H44ZM110 161H111V160H110ZM120 161H121V159H120ZM153 161H155V160H153ZM186 161H185V162H186ZM224 161H225V160H224ZM257 161H258V160H257ZM79 162H80V161H79ZM79 162H78V163H79ZM114 162H115V159H114ZM187 162H188V161H187ZM75 163H76V162H75ZM96 163H97V162H96ZM98 163H99V162H98ZM152 163H153V162H152ZM152 163H151V164H152ZM158 163H159V162H158ZM188 163H190V161H189ZM12 164H13V163H12ZM29 164H30V162H29ZM34 164H35V163H34ZM45 164H46V163H45ZM52 164H53V163H52ZM115 164H116V163H115ZM135 164H136V163H135ZM59 165H60V164H59ZM95 165H96V164H95ZM174 165H175V164H174ZM197 165H198V164H197ZM233 165H234V164H233ZM47 166H48V164H47ZM91 166H92V165H91ZM123 166H124V165H123ZM133 166H134V165H133ZM162 166H163V165H162ZM169 166H170V165H169ZM175 166H176V165H175ZM39 167H40V166H39ZM55 167H56V166H55ZM55 167H54V169H56ZM136 167H137V166H136ZM153 167H154V166H153ZM16 168H17V167H16ZM34 168H35V167H34ZM48 168H49V167H48ZM48 168H47V169H48ZM91 168H92V167H91ZM106 168H107V167H106ZM123 168H124V167H123ZM134 168H135V167H134ZM155 168H156V167H155ZM158 168H159V167H158ZM45 169H46V168H45ZM50 169H51V167H50ZM77 169H78V168H77ZM80 169H81V168H80ZM98 169H99V168H98ZM131 169H132V168H131ZM150 169H151V168H150ZM177 169H178V168H177ZM93 170H94V169H93ZM100 170H101V169H100ZM127 170H129V169H127ZM135 170H136V169H135ZM172 170H173V169H172ZM172 170H171V171H172ZM1 171H2V170H1ZM8 171H9V170H8ZM12 171H13V170H12ZM132 171H134V169H133ZM132 171H131V172H132ZM138 171H139V170H138ZM171 171H170V172H171ZM28 172H29V171H28ZM83 172H84V171H83ZM106 172H107V171H106ZM134 172H135V171H134ZM173 172H174V171H173ZM176 172H177V171H176ZM226 172H227V171H226ZM5 173H6V172H5ZM7 173H9V172H7ZM46 173H48V172H46ZM98 173H99V172H98ZM174 173H175V172H174ZM174 173H173V174H174ZM185 173H186V172H185ZM231 173H233V172H231ZM251 173H252V172H251ZM9 174H10V173H9ZM19 174H20V173H19ZM22 174H23V172H22ZM43 174H44V173H43ZM91 174H92V173H91ZM169 174H170V173H169ZM176 174H177V173H176ZM6 175H7V174H6ZM35 175H36V174H35ZM111 175H112V173H111ZM137 175H138V174H137ZM178 175H182V173H181V174L178 173ZM232 175H233V174H232ZM4 176H5V175H4ZM104 176H106V175H104ZM132 176H133V172H132ZM135 176H136V175H135ZM22 177H23V176H22ZM32 177H33V176H32ZM107 177H109V176H107ZM172 177H173V176H172ZM178 177L180 178V176H178ZM182 177H183V176H182ZM225 177H226V176H225ZM235 177H236V176H235ZM10 178H11V177H10ZM27 178H28V177H27ZM60 178H61V177H60ZM104 178H105V177H104ZM128 178H129V176H128ZM187 178H188V177H187ZM7 179H8V177H7ZM21 179H22V178H21ZM95 179H96V178H95ZM106 179H107V178H106ZM118 179H119V178H118ZM137 179H138V178H137ZM57 180H58V179H57ZM175 180H176V179H175ZM184 180H185V179H184ZM186 180H187V179H186ZM263 180H264V179H263ZM114 181H115V180H114ZM134 181H135V180H134ZM136 181H137V180H136ZM138 181H139V180H138ZM142 181H143V180H142ZM212 181H213V180H212ZM29 182H30V181H29ZM44 182H45V181H44ZM63 182H64V181H63ZM110 182H111V181H110ZM181 182H182V181H181ZM210 182H211V181H210ZM216 182H217V181H216ZM216 182H215V183H216ZM4 183H5V182H4ZM56 183H57V182H56ZM59 183H60V181H59ZM66 183H67V182H66ZM81 183H82V182H81ZM139 183H140V182H139ZM215 183H214V184H215ZM1 184H2V183H1ZM31 184H32V183H31ZM57 184H58V183H57ZM62 184H63V183H62ZM184 184H185V183H184ZM108 185H109V184H108ZM108 185H107V186H108ZM3 186H4V185H3ZM183 186H184V185H183ZM63 187H64V186H63ZM109 187H110V186H109ZM114 187H115V185H114ZM171 187H172V186H171ZM176 187H177V186H176ZM181 187H182V186H181ZM185 187H186V186H185ZM13 188H14V187H13ZM15 188H16V187H15ZM156 188H157V187H156ZM166 188H167V187H166ZM9 189H10V188H9ZM34 189H35V188H34ZM114 189H115V188H114ZM157 189H158V188H157ZM3 190H4V189H3ZM62 190H63V189H62ZM209 190H210V189H209ZM243 190H244V189H243ZM80 191H81V190H80ZM175 191H176V190H175ZM178 191H179V190H178ZM214 191H215V190H214ZM22 192H23V191H22ZM212 192H213V191H212ZM244 192H245V191H244ZM244 192H243V193H244ZM8 193H9V192H8ZM8 193H7V194H8ZM155 193H156V192H155ZM43 194H44V193H43ZM82 194H83V193H82ZM248 194H249V193H248ZM258 194H259V193H258ZM45 195H46V194H45ZM177 195H178V194H177ZM242 195H243V194H242ZM52 196H53V193H52ZM180 196H181V195H180ZM254 196H257V195H254ZM254 196H253V197H254ZM42 197H43V196H42ZM134 197H135V196H134ZM136 197H137V195H136ZM153 197H154V196H153ZM214 197H215V196H214ZM243 197H245V195H244ZM23 198H24V197H23ZM52 198H53V197H52ZM216 198H217V197H216ZM248 198H249V197H248ZM248 198H247V199H248ZM257 198H258V197H257ZM257 198H256V199H257ZM43 199H44V198H43ZM244 199H245V198H244ZM253 199H254V198H253ZM52 200H53V199H52ZM176 200H177V198H176ZM200 200H201V199H200ZM232 200H233V199H232ZM202 201H203V200H202ZM45 202H46V201H45ZM163 202H164V201H163ZM218 202H219V201H218ZM254 202H255V201H254ZM51 203H52V202H51ZM167 203H168V202H167ZM234 203H235V202H234ZM245 204H246V203H244V205H245ZM48 205H49V204H48ZM232 205H233V204H232ZM238 205L240 206L239 203H238ZM57 206H58V205H57ZM82 206H83V205H82ZM172 206H173V205H172ZM236 206H237V205H236ZM36 207H37V206H36ZM69 207H70V206H69ZM181 207H182V205H181ZM234 207H235V206H234ZM240 207H241V206H240ZM77 208H78V207H77ZM117 209H118V208H117ZM178 209H179V208H178ZM236 209H237V208H236ZM245 209H246V208H245ZM182 210H183V209H182ZM237 210H238V209H237ZM247 210H248V209H247ZM65 211H66V210H65ZM73 211H74V210H73ZM82 211H83V210H82ZM89 211H90V210H89ZM192 211H193V210H192ZM198 211H199V210H198ZM239 211H240V209H239ZM116 212H117V211H116ZM179 212H180V211H179ZM53 213H54V212H53ZM60 213H61V212H60ZM63 213H64V212H63ZM74 213H75V212H74ZM86 213H87V212H86ZM193 213H194V212H193ZM197 213H198V212H197ZM33 214H34V213H33ZM37 214H38V213H37ZM47 214H48V213H47ZM113 214H114V213H113ZM168 214H169V212H168ZM24 215H25V214H24ZM53 215H54V214H53ZM115 215H116V214H115ZM170 215H171V214H170ZM75 216H76V215H75ZM198 216H199V215H198ZM48 217H50V216H48ZM71 217H72V216H71ZM73 217H74V216H73ZM78 217H79V216H78ZM173 217H174V216H173ZM39 218H40V217H39ZM42 218H43V217H42ZM46 218H47V217H46ZM81 219H82V218H81ZM201 219H202V216H201ZM61 220H62V219H61ZM75 220H76V219H75ZM85 220H86V219H84V221H85ZM102 220H103V219H102ZM190 220H191V219H190ZM78 221H79V220H78ZM109 222H110V221H109ZM114 222H115V221H114ZM64 223H65V222H64ZM81 223H82V221H81ZM89 223H90V222H89ZM170 223H171V222H170ZM197 223H198V222H197ZM100 224H101V223H100ZM41 225H42V224H41ZM46 225H47V224H46ZM76 225H77V224H76ZM84 225H85V224H84ZM95 225H96V224H95ZM98 225H99V224H98ZM173 225H174V224H173ZM173 225H172V226H173ZM188 225H189V224H188ZM54 226H55V225H54ZM73 226H75V225H73ZM79 226H80V225H79ZM115 226H116V223H115ZM117 226H118V225H117ZM201 226H202V224H201ZM35 227H36V226H35ZM41 227H43V226H41ZM50 227H51V226H50ZM61 227H62V226H61ZM77 227H78V226H77ZM77 227H76V228H77ZM80 227H82V226H80ZM108 227H109V226H108ZM193 227H194V226H193ZM197 227H198V226H197ZM82 228H83V227H82ZM109 228H110V227H109ZM39 229H40V228H39ZM42 229H43V228H42ZM63 229H64V228H63ZM77 229H78V228H77ZM89 229H90V228H89ZM35 230H36V229H35ZM46 230H47V229H46ZM59 230H60V229H59ZM59 230H58V231H59ZM64 230H65V229H64ZM84 230H85V229H84ZM175 230H176V229H175ZM198 230H199V229H198ZM51 231L53 232V230H51ZM58 231H57V232H58ZM92 231H94V230H92ZM106 231H107V230H106ZM109 231H110V230H109ZM118 231L120 232V230H118ZM49 232H50V231H49ZM76 232H77V231H76ZM175 232H176V231H175ZM194 233H195V232H194ZM68 234H70V233H68ZM84 234H85V233H84ZM96 234H97V233H96ZM7 235H8V234H7ZM55 235H56V234H55ZM81 235H82V234H81ZM140 235H141V234H140ZM3 236H4V235H3ZM88 236H89V235H88ZM71 237H72V235H71ZM80 237H81V236H80ZM74 238H75V236H74ZM76 238H77V237H76ZM78 238H79V237H78ZM116 239H117V237H116ZM137 239H138V238H137ZM75 240H76V239H75ZM110 240H111V239H110ZM77 241H78V239H77ZM42 242H43V241H42ZM124 242H125V241H124ZM136 242H137V241H136ZM69 243H70V241H69ZM71 243H72V242H71ZM75 243H76V242H75ZM85 243H86V242H85ZM90 243H91V241H90ZM94 243H95V240H94ZM21 244H23V243H21ZM86 244H87V243H86ZM139 244H140V243H139ZM75 245H77V244H75ZM92 245H93V243H92ZM112 245H113V243H112ZM117 245H118V244H117ZM117 245H116V246H117ZM44 246H45V245H44ZM78 247H79V246H78ZM85 247H86V246H85ZM87 247H88V246H87ZM103 247H104V246H103ZM46 248H47V247H46ZM97 248H98V247H97ZM118 248H119V247H118ZM115 249H117V248H116L115 246H112V247H111L110 249H108V250L110 251V254H111V252H112L113 250L115 251ZM108 250H105V251L107 252ZM94 251H95V250H94ZM134 252H135V251H134ZM42 253H43V252H42ZM74 253H75V252H74ZM82 253H83V252H82ZM115 253H117V251H116ZM121 253H122V252H121ZM98 255H99V254H98ZM112 255H113V252H112ZM115 255H118V254H115ZM74 256H75V255H74ZM78 256H79V255H78ZM118 256H119V255H118ZM121 256H122V255H121ZM111 257H112V256H111ZM49 258H50V257H49ZM74 258H75V257H74ZM115 258H116V257H115ZM120 258H121V257H120ZM86 259H87V258H86ZM45 260H46V259H45ZM99 260H100V259H99ZM48 261H49V260H48ZM104 261H106V260H104ZM104 261H103V262H104ZM88 262H89V261H88ZM103 262H102V263H103ZM115 262H116V261H115ZM136 262H137V261H136ZM42 263H43V262H42ZM90 263H91V262H90ZM102 263H101V264H102ZM103 264H104V263H103Z\"/></svg>",
	"mask_w": 264,
	"mask_h": 264
}]
</instances>
